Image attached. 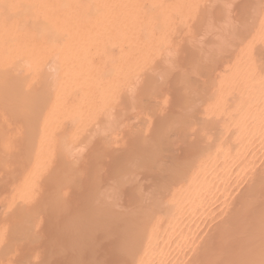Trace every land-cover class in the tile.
<instances>
[{
    "label": "bare ground",
    "instance_id": "1",
    "mask_svg": "<svg viewBox=\"0 0 264 264\" xmlns=\"http://www.w3.org/2000/svg\"><path fill=\"white\" fill-rule=\"evenodd\" d=\"M198 1L197 0H0V101H1L0 104L5 106V107H2V105H0V109L2 107V110H3L2 113L0 114V116L3 115L4 112L6 113V112L10 111L8 113L9 114L11 113L15 117L10 116L11 114L10 115L7 114V115H8V117L10 116V118H12V119L15 118L14 120L11 119L13 122L18 121L19 118H20V120H23L24 118L27 117L29 119L28 120L26 118L27 121H29V123H32V122H30L31 118H29V116L35 118V119H33L34 120V122L32 123L33 126H31L30 124H26V123H28L26 120H25V123H23V125L17 126V128L18 127L24 128L26 126L28 129L31 126L32 128L30 127V129H34V131L28 130L30 132V133L28 132V135L32 134V132H33V135L32 136L30 135L31 140L30 139L28 140V138L27 139L25 138V137H30V136H27V134L24 137L26 139V141L27 140H28V142L30 141L29 144H24L25 148L26 149H27V147L29 148V145H30V148H29V150H27V152L29 151L28 153H26V149L24 148L25 149L24 153H25V155L26 154L27 155L23 160V163L21 165V169L19 168L20 172L17 171L19 174L17 173L16 176L14 175V177H13V175H11V174H13V172H12L13 169L11 170V168H13V167H11L13 164H11V166L9 165L11 168L9 167L7 170V166H8V163L10 162V160H8L9 162L8 161L5 162L9 158L13 161V158H12L13 153H11L12 155L8 156L9 158L6 156L8 154V152H10V149H11V148H9V146L11 145L10 143L14 141V140H12V141L10 140V139H12L13 135L7 136V137L5 136L6 132L9 131L8 126L10 127V125H12V123H11V121H9V119H7L9 121L8 123H10V125L8 124V126H7L8 129L5 131H2L4 134L3 136L0 135V136H2V138L4 137L3 139H5V137L7 138V140L6 139L5 140L0 139L3 142V145H1L2 147L1 146L0 147L2 148V150L3 149H5V150L9 149V151L6 150L7 154H5V155H4L5 150H3V151L0 150L1 151L0 156H2L1 153L3 152L2 153L3 157H2V159L0 158L1 159L0 160V166L2 167V168L0 167L2 169L0 171V173L3 172V174H4V171H5L4 169H6L7 174H8V171H10V170L12 172L10 174L12 181L10 183L11 185H9L7 195L3 199L0 198V202H1V199L5 200L6 202L4 201V203H6V205H3L1 207H3V208L5 207L6 210H8L9 209L8 206H11L10 204L14 205L15 203L19 202L21 204V206L19 204H16L17 205L16 207L19 208L18 210H20L19 211L20 213H16L14 215H16L18 217V215L21 214L22 212L23 213L21 214V216L24 215L23 217L19 216V217H21L22 220L18 217V220L20 222H22L20 226H19V221H17L18 224L13 222L14 225L12 222H11L12 225L9 222V224L11 225L10 229H12V226H13V228H15L14 226L17 224L16 225L17 229H15V230L13 229L14 232L16 231V233H13V231L10 230L9 228H8L9 230H7V228L5 229L2 226V224L4 223L2 220V224L0 226H2L3 229H5L8 232L7 233L4 230L7 237H10V238H8L9 241H12L10 243H8L7 239L4 241V238L6 236H5V233H4L5 237L2 235L3 231H2V227H0V241H1L2 236H3L4 238H3V241H1V242H6L5 245H8V247L5 246L6 249L13 247L12 246V245H14L13 241L14 242L15 241L16 242L26 241V238H29V236L31 235V233L28 230V227L30 226V222H31L30 219H32V218H29L31 216V215H29V214H31V211H28L29 206L25 207L26 205H29V204L24 205V203L27 202V200L29 198H30L29 200H31V198H33V201H34V197L36 196L35 194L37 193V190H38V184H36L35 181H38V183H39L40 181H42L44 179V178L41 179V177H43V174L44 175L47 174L48 170H46V169H48V168L47 167L45 168V166H47L49 163V160H48V158L50 159L49 156L54 155V157L52 156V159H50V162L52 163L53 161H55V159H53V158H57L58 156L62 155V154H60L61 151H62V153L64 152L67 154V152L68 151L70 152V150H71V149L68 150L67 147L69 145L71 146V144H73V142L71 141L72 142L71 143L70 139L65 137L66 135L63 136V134L60 133V130L62 129L61 127L63 125H65L64 122L66 121L65 122L66 124H68V122H69V128L68 129L71 128L70 129L71 131L73 130V132H74L75 129H78L75 131V132L78 131L76 133V135H74L73 132H70L68 135V133L66 131L67 137H71V140H72V137L80 136L77 138L81 139V136L83 137L84 136L83 134L88 132L86 130L91 128L90 127L88 129H86L85 130L86 132L84 133L83 128L87 127L84 125H87L86 123H89V121H90V123L94 122V124H96L95 123L96 118L97 119L100 118L102 112H103V114L105 113L104 111H102L104 109L103 107H102L103 109L101 110V106H105L107 104L105 106V108L108 106L106 109L107 111L105 110L106 111L105 114H107V115L104 114L102 117L103 118L107 117L108 119L110 118L109 122L111 121L110 123H112V124H109L106 118H105L106 119V121H105V119L103 120V118L101 117V121L102 122L104 121L103 122L104 124L102 122H100L99 119H98L99 121L96 120L97 123L100 122L103 124V125L101 124V126L99 124H96V126H98V127L100 126L99 130H101L103 127L107 126L106 127L107 131L103 132L104 131L103 129H105V128H103L101 132H103L104 134L99 133L100 131L98 129H96L98 127H96L95 125H94L95 127H93V124H91L92 125L91 129H93L92 131H94V133H95V129H96V133L94 135L97 134L98 136H100V137H98V139L100 138V141H102L103 143H105L104 141H106V140L109 141V142L106 141V143L108 142L106 145L104 144V146H106L105 147V149H106L108 144L110 143V140L107 137H103L104 139L106 138V140H103L102 136L103 135L106 136V132H108V130H110L109 128H111V130H112V127L116 126V124H117L116 121H118V125H119V123L121 124L120 120H118V119L122 118L120 116H119L120 118L119 117L117 118L114 115V113L112 112L114 109L113 103H111L112 104L111 107L108 104V103H110L109 100H113V99H111L112 95H114L113 93L114 92L117 93L118 91H120L118 89H120V87H122V86L123 87L127 86V88H129V86H130V90H131V88L134 89V87H131V85L133 86V84L137 83V84H135V86H138V84H139L138 82H140V80H142L139 78L140 76H137V75H140V73L138 74V72L140 71V69L144 68L143 65L146 64V62L148 64L150 61L154 62L153 60H150L153 57H154L153 59L156 61H158V59L160 60V58H162V59L165 58L164 55H166L167 52H164L163 49L166 48V46H168L167 44H169L170 41H172L171 38L173 39L172 36H170V38H169V36H168L169 33H172L173 31L178 32L180 29H181L180 30L181 32L183 30L185 31L186 28L183 25L186 26V23L188 25V22H190L194 18V17L193 18H191V17L198 14L197 11H199V10L196 11L197 13L194 12L196 10V8L199 9L200 8L199 6H201V7L203 5L205 6V4L207 2H208L207 4H209V1H207L205 4H204V2L202 4V1H199L200 4H202V5H200V4L198 5L197 4ZM203 1H206V0H203ZM216 1L217 0L212 1V4L210 3L212 8L214 7L213 6L214 2H215V6H216V4H218V3H216ZM220 1L221 0H218V2H219L218 5L221 4ZM259 1L256 2V3H259V6L255 3V5H257L256 6L257 8H255V9H257V10L253 9L254 7L252 4V7L249 6L250 9L252 8L251 9L252 11H250L251 14H250V12L247 14L248 18L249 17L251 18V19L250 18L248 19L249 23L250 24H251V22L254 23L251 25L248 23L252 28H255L258 23H261L260 28L258 27L260 30L255 28L256 31H253V32H255V34H254L255 37L257 35L256 39L258 38L257 40L256 39L254 40V45H252V47H251L250 46L251 43L249 45L248 42H246V45L248 43V47L247 46L244 47L242 45L241 39H243V37L244 38L247 37V39L245 38L246 40L254 39V38H252L253 36L250 38V36L252 35L251 33H253V32H252V30H250L251 28L249 27V25L245 21H243V22H245L247 24V26L245 24V25H243L244 28H242L245 31L239 29V28L243 27V26H241V27L239 26L240 24L242 25V23H243L241 21L242 23H240L238 25V27H239L238 29H237V27L236 28L233 27L235 32H236L235 33L232 26H231V28L233 31L231 30V28H227L228 26L225 27V24L227 23L226 20H224L226 23H224L222 20H220L224 23V27L227 28L226 32L230 33V34L226 35V37L228 36V38H229V42L232 39L231 42H232V45L234 46L236 41H239V42L241 41L240 43L239 42L237 43V46L236 45L234 46V47H237L239 50L234 48V47H231V45H229L230 48H229V46H225L227 43L226 42L222 43L223 39H222V41H220L219 40L220 38L218 39L220 41V42H218L219 45H216L218 43L214 44V47L210 45V48L216 47L217 51H216V49H214L215 50V51H213L214 53L215 52H217L219 54L222 53L221 55L223 57L225 56V58L227 57L226 56L227 54L225 55V53H226L225 48L227 49L228 53H229V50L232 48H234V50L235 49L237 50V51H235V54H232L233 55L232 57L230 54L228 55L229 59H231V61L229 63H228V61L225 62V61L221 60L228 65H227V67H225V66L223 67L224 70L222 72L220 71V70H222L221 69L222 67L220 68V70L218 69L220 74H217L218 76L214 81H212L213 78H210L211 73L213 74L214 72L211 71V69H212L211 67L209 68V63H206L207 61L204 58L205 63L202 66L203 61L197 62V60L198 59L202 60L203 58H200L199 56H198L199 58L196 57L197 60L195 58V61H196L195 64L193 62H191V63H193L191 65L194 66L197 63V67L194 66L193 68L204 67L205 69L202 68V70L204 69V70L209 71V72L206 71L208 73V76H209V77H207V74H206V78L210 79L213 83L211 84V82L209 81L210 86H208L207 84H209V82L206 81L205 77L204 78L202 77V80L205 79V81L207 83H204L205 81L203 82L200 78V81H202V83L199 81L200 84L199 83H197V84H199L201 88H202V84L205 87L208 86L204 89L200 88V90H202V92L200 91L201 92L200 93L197 90V88L199 86L193 85L196 83L195 80L196 79L199 80V78L196 77L195 80L194 79L192 80L195 83H191L192 77H191V79L189 77L190 76L189 74H191V73H192L191 75L194 76V74H196L195 72L198 73L195 76H199L200 70L195 69V71H194V70H192L193 68H191V66L190 67L187 66L188 68H191V70L188 69L187 72L186 71L183 72L184 73L183 75H182V73H180V76H181L180 79L183 80L184 77H182V76L187 74V76L186 75L185 76L188 77L189 82L187 80H185L186 77L183 81H186V83L188 82L189 84L187 83L188 84V85L186 84L187 86H185V85L182 86L183 83H185V82H183V83L181 82L182 87L181 86L179 87L180 84L178 83L179 89H181L183 87L188 88V89L183 88L181 91L182 93H184L183 91H185L184 96L181 94V96L184 97L183 98L184 100L180 103L181 105H184V106H182L183 108L181 107V109L182 110L185 109V112H183V111H181V113L179 112L180 115L182 114L181 116L179 114H178L179 116L177 114H175L178 117L173 115L174 116L173 118H171V119L168 118V119H170V123L167 119L168 122L165 121L166 124H161L158 127L161 130L160 135L158 132L159 131L158 128L156 129V130H158L157 131L158 133H156V134L159 135V137L162 136V139H165V141L162 142V141H160L161 139L156 138L157 137L156 135H155V137H154V135L153 136L151 135L152 138L154 137L153 140H151V141H154V139L156 138L157 140L159 139L158 141H160L161 144L163 143L164 145H167L169 143L168 146L171 147V148L169 147V149L172 151L173 150L172 144L175 143V145H176V143L178 141H179L178 143H180V144L183 141H189L190 140L189 137L191 138L195 134V137L194 136L193 137L196 139H194L192 137V141L194 142V140H196V143H194L192 145L191 144L192 141H189L187 143L185 142V144H183L184 142L181 144V146L185 145L184 146L185 148L189 145V147L192 149L191 152H193V155L190 157V159L186 158L188 160L184 159L183 160L184 162L178 163V162H176L177 161L176 160L177 154H176L175 155V158H176L175 161H173L174 159L170 158V159H172V160H170L171 161L170 162L168 159H169V157H173V156L171 155L172 154L171 151H170V154L167 153V152H169L168 146H166V147L161 146V144L158 141H156V142H158V144L150 146V144L148 145V143H146L149 140H146V142H144L145 140L143 141V139H145V138H143V135L140 134L142 136V138L140 137L142 142L146 143V144H144L145 148L142 147V149H144V151H145V149H147V150H149V148L151 149V150H149L150 152H148L146 150L148 153L145 151L148 155H146V153L144 151H141L142 157H141V154H140V156H138L139 153H138V155H137V153L136 154L134 153V156H132L134 160L132 159V157H130L131 159L129 158L133 162L127 161L126 167L124 166V165H126L124 163L122 166L124 168H121L122 170L120 169L119 170L120 172L118 171L119 175L116 171L117 179L113 178L115 180H112V183L109 182L110 184H112L110 187L107 184V186H106L107 190L105 187H104L105 189H103L99 186L100 184H97L99 182V178H97V174H96V177L95 176L92 177L93 179L97 178L95 180H97L98 182L94 180L95 183H93V186L97 185L98 188L95 186L94 188H95L96 192L92 191L91 195H93V193H95L94 197H96L98 194L103 195V193H101V192L107 191L106 193L104 192L105 193L104 195L107 194V196H108L109 194H111L113 196H111L110 198L108 197V199H107L106 196L101 197V195H100V197H98L99 196L98 195L97 199L95 198L96 201H94L93 199H91L94 197H92V196L90 197L88 195L89 198L86 197V199H84L87 201L88 200L91 201V203H88V204L86 203L87 205H90V207L87 206V210L86 209L85 210L88 211V209L91 208L92 210L89 209L88 213L91 212L92 214H91V216L85 217L82 215L83 213L84 214L86 213V211L84 210V212L82 211L81 214L78 213L81 216L76 215V216L80 217V219L79 218L75 219L77 217H75V218L73 217L74 219L70 217V220L72 221V222L69 221V223L72 224L70 231H72V230L75 231V233H73V232L72 233L74 235H76L77 237L74 238L73 234H72L73 236L69 235V237L73 238V240H72V238H69V241L71 240L70 246L73 243L72 247L69 250H71L72 248L75 247L74 243L81 244V242L79 241V240H81V237L78 236L79 234H82L81 232L86 231L85 233L82 234V235L85 234V237H88L87 235L91 236L93 234H95L94 235V237H95L97 234H102V233L104 236L105 232L108 233V228L110 231V229H111L110 227L114 226L117 229V231H115L116 229L114 230L115 232H117V233L114 232L115 233L114 236L117 235V237H118V239L116 238L117 243H118L117 251L119 250L118 251L120 253L119 256L120 257L122 256L121 258L123 260L128 261V264H190V262H191V264H198V262L193 260L195 258H196V260L199 259V260H197V261H199V264H220L221 260H223L222 258L226 259V261L224 259L223 264H264V211L261 209V212H263V213L261 215H259L260 210L257 209V212L259 214L257 212H255L256 210L255 211L253 210V208H255L254 206L256 205V203H260V200H258V198L260 196V195H258V193H259L258 190H260L259 189L260 185L258 186L259 188L257 187V185H258V183L259 184L262 183V185L264 186V181L262 180V178H263L262 175H264V173L261 170L262 167L260 168L262 173L260 171L258 172V174L261 173L262 175L261 174L258 175L257 173H255L253 171L254 174L258 175V177L262 176V178L260 177L261 180L258 179V177L256 178V179L260 180L261 182L260 181L257 182V180L255 179V177L257 175H255V177H253L254 174L253 175L251 174L252 177H251V175H249L250 174L249 172L252 173L251 170H253L256 167L255 165L258 163V162H256V161H258L257 159L259 157H261L260 160H262V158L264 160V58H261L264 55L263 54L264 51H262V50H264V47H262L263 42H262V40H260V39H263V37H264V16H260V15H263L260 12L263 11L262 8L264 7V4H262L263 5L262 6L260 4L261 1L260 2ZM221 2H222V4L224 3L223 1H221ZM231 2H233V1H231ZM231 2H230V4H231ZM225 4H226V2L224 3V6H226ZM196 5H198V6L196 7ZM210 5L207 8H209ZM204 6L202 7V10L204 9ZM260 8H261V10L259 12L258 9H260ZM211 9L210 10L207 9V10L211 12ZM222 9H223L222 11H224V8H222ZM225 10H227V9H225ZM248 11H249V9H248ZM253 12H255L254 15H252ZM257 12L259 15L256 14ZM262 13H264V11ZM203 14H204V12H203ZM249 14H250V16H249ZM226 16H225L226 19L228 17H230V15L228 16L227 14H226ZM205 17H208V16H205ZM211 17H213V16H211ZM254 17H255V19H254ZM260 17H262V19H263V21L261 19L262 22H260V21L258 22ZM188 19L189 20L191 19V20L189 21ZM206 20L208 22V19H205V21ZM209 20H210V17H209ZM256 20L258 22L257 24L255 22ZM228 21H230V20H228ZM201 23H202V20H201ZM205 23L206 22H204V24ZM212 23L214 24V22H212ZM218 23H220V22H218ZM179 25H182L181 26L182 28H179L178 27ZM207 25H209V24H207ZM189 26H190V24H189ZM218 26H220V24ZM234 26H236V25H234ZM175 27H178L177 28L178 31L177 30L175 31V29H174ZM205 27H208V26L205 25ZM245 27L246 28L249 27L250 31L246 30ZM209 28H212L211 25ZM218 29H220V28H218ZM236 29L238 30V33H242V34L238 35ZM200 30H201V28H200ZM202 30H204V29L202 28ZM206 30L204 32L205 36H206V33L209 34L210 32H212L211 30H209L210 32L208 33ZM214 30H215V28L213 29V31ZM227 30H229V31H227ZM239 30H241V32H239ZM218 31L217 32L220 33V30H218ZM246 31H247V33H246ZM256 32H258V33L256 34ZM245 33L247 34V36L243 35ZM204 34H202V35L204 36ZM212 34H213V32H212ZM224 34H226L225 31H224ZM235 34H236V37L234 36ZM170 35H172V34H170ZM217 35H219L218 37H221L220 34H217ZM217 35H215V36L217 37ZM231 35L233 36L232 38H231ZM211 36L213 38L215 37L214 35H211ZM237 36H238V38L241 37V39L236 40L235 38H237ZM248 36H249V38H248ZM260 36H262V38H260ZM216 37H215V39H216ZM177 38H179V37H177ZM233 38H234V41L236 40L235 42L233 41ZM215 39H213V40H215ZM168 40H170V41H168ZM188 40H189L188 43L191 44L190 47H192L193 43H191L190 39H188ZM226 40H228V39H226ZM258 40H260L262 42V44L260 43V41L257 42ZM215 41L217 42V39ZM251 41H249V42H251ZM192 42H193V40H192ZM244 42H243V44H245ZM173 43H170V44H173ZM221 43L224 45L222 46ZM258 43H260V46H261V47L259 46V48H258ZM170 44H169V46H172ZM179 44H181V43H179ZM195 44L198 46L197 42H195ZM205 44L207 45V43H205ZM238 44L239 45L241 44L244 48L243 47L240 48L241 45L239 46ZM255 44H257V46H255ZM196 45H194L192 47L193 50H194V47L196 48V50L198 49ZM220 46L222 47V50H221ZM176 47H178V46H176ZM198 47H200V46H198ZM218 47H220V50ZM223 47H224V51H223ZM253 48L254 49L256 48L255 51L257 50L258 54H259V51H261V53L263 52L262 54L261 53L259 54V55H261V57L258 56L260 59L258 57H256V55H257L256 53L253 54V51H252ZM260 48H261V50H259ZM109 49L110 50L115 49L116 50L115 54H113L114 50L112 53H110ZM166 49H165V51H166ZM171 49L173 50V47L172 48L168 47V50H167V51H169L167 53L168 56L172 52ZM107 50H109V51H107ZM218 50L221 52H218ZM234 50H233V52H234ZM160 51H161V54H162V52H164V54L161 55L160 53H158ZM203 51H205V50H203ZM203 51L200 50L199 52L203 53ZM173 52H175V48H174ZM173 52L171 53L172 55L170 54L169 60H171V58L174 57ZM231 52L232 51H230V53ZM157 53L161 57L158 56L159 58H156ZM252 54L255 55V58ZM221 55L217 54V56H219V57H221ZM168 56H166V57L168 58ZM176 56H175V58H176ZM195 56H197V55H195ZM216 58L218 59V57H216ZM256 58H258L260 61H258ZM96 59H97V61H96ZM229 59L227 58V60H229ZM165 60L167 61L168 59L165 58ZM165 60H163V61L161 60V61L163 63H165ZM169 60L167 61V63H169ZM193 60H194V57H193ZM219 60L220 59H218V62H216L217 64H219ZM48 61L53 68L51 66H49V68L46 66L47 64H49ZM201 62H202V64H200L198 67V64ZM167 63L164 64L166 68H167V66H166ZM170 63H172V62H170ZM150 64H152V63H150ZM173 64H175L174 60H173ZM44 65L48 68L47 70H46ZM102 65H103V68H102ZM104 65H107V66H104ZM171 65L172 64H170V66ZM205 65H207V66H205ZM170 66L168 67L169 70H170V68L172 69V66L171 67ZM210 66H211V64H210ZM147 67H149V66L147 65ZM177 67H179V66H177ZM218 67H220V66H218ZM44 70H46V72L49 74L48 75L49 77L47 76L48 78L45 76V75H47V73ZM144 70H145V68H144ZM165 70H162V72H164L163 75L167 74L165 72ZM182 70H184V69H182ZM218 70L216 71V73L218 72ZM48 71L52 72L51 75ZM166 71H168V69ZM170 71H168V72L170 73ZM189 71H194V73L193 72L189 73ZM210 71H211V73H210ZM145 72L151 73L150 70L149 71L146 70ZM162 72L158 73L157 75L161 76ZM202 72H204V71H201V73H200L201 76L202 75L205 76L204 73H202ZM142 73H144V71ZM142 73H141V75H142ZM136 76L139 79L138 81L135 80ZM153 76L155 77L154 74H153ZM167 76L169 77V74ZM160 78H162V76ZM48 79H50V80H48ZM132 79H134L133 81L134 82L136 81V82L133 83L131 81ZM42 81L44 82L43 84H42ZM130 81L132 83H130ZM38 82H41V84L43 86L39 85L40 90L35 91V89H33V86H35V84ZM153 82H154V80H153ZM41 86H42V89H41ZM190 86H191V89H193L195 86L194 89H195V91H198L197 92L198 94H196L195 91H193L194 89L193 90L189 89ZM123 87H122L121 91L119 92L121 94H122ZM152 87L155 88L156 85L154 84V86H152ZM16 88H18V90ZM36 88H37V86H36ZM144 88H146V87H144ZM149 88H151V87H149ZM207 88H209V90ZM151 89L153 92L157 91L156 89H153V88H151ZM187 90H188V92L190 90H191V92L193 91L191 94L195 93L196 96L195 95L193 96V98L195 99V102H199V101H201L200 99H204L203 102L202 101L200 102V106L198 105V103L193 104L187 99V97L190 94L187 92ZM204 90L207 91L206 92L207 94H205L206 97H203L204 96L203 95L202 96L203 98H202L200 94H202ZM127 91H129V90H127ZM127 91L126 90L124 91L125 94L127 93ZM133 91H135V89ZM133 91L131 92L132 98L134 96ZM121 94L119 95L120 98L118 97L119 99L117 98L116 95H114L113 97L116 96V98H114V100L118 99L117 101H120L122 99ZM20 95L21 96L23 95V97L26 95V96H29V98L26 97V99H25V97H24L23 98L24 100H23V99H21L22 98L21 97L20 98L21 100L19 99L20 100L19 101L17 98H19ZM122 95H124V94H122ZM129 95H130V92H129ZM199 95H200V97H199ZM181 96H180V98H182ZM197 96L200 99L199 98L196 99ZM30 97H31V99H30ZM33 97L35 100L34 99L32 100ZM27 98L30 99V101L31 100L34 101V102L31 101V103H34V104L28 105V103H30V102L28 100V103H27ZM126 98L128 99V97H126ZM130 98H129V100L131 101ZM152 98H154L153 99L154 101H156V99H157V98L155 99L154 95H152ZM152 98H151V100H152ZM190 99H192V96ZM16 100H18V101L15 102ZM22 100L24 103H27V105L29 107L26 104H22L23 103ZM114 100L111 102H115ZM132 100H133V104H132V102H130L132 104V107H131L132 111L137 110L136 107L138 104H134V101H136V98H135V100L134 99H132ZM147 100L145 102L142 100L143 101L142 106L146 107V109L149 110L148 111L149 113H152V110L150 112V109H151L150 106H146L148 104V102H150L151 100L149 99L148 102H147ZM193 100H191V101H193ZM123 101H125V100H123ZM154 101L152 103L153 107L155 105ZM19 102H21L20 103L21 105L19 104L20 107L18 105ZM164 102L165 101L162 100L163 104H165ZM14 103L16 105H18L17 106L18 108L14 105ZM135 103H137V101ZM139 103H141V102L139 101ZM143 103L145 105H143ZM158 103H159V100L156 104L158 105ZM128 104H127V106H128ZM131 104H129V105H131ZM195 104H197V106H199V107H197ZM13 105L15 108L12 107ZM148 105H150V103ZM160 105L157 106L158 109H161ZM194 106H195V109H197V111H199L198 113L194 109ZM99 107H100V109H99ZM138 107H139L138 109H140L139 105H138ZM11 108L12 109L17 108L18 112H15L16 110H14V112L16 114H13V112H11L12 111ZM111 108H113V109H111ZM157 108H154V109L152 108V109H153V111L156 110L158 112ZM179 108H180V106H179ZM198 108H199V110H198ZM6 109H7V111H6ZM97 109L101 110L100 111L101 114L98 112ZM108 109L112 110L111 111L112 114L108 115V113H110V110H108ZM141 109H142V107H141ZM29 110H31V111H29ZM24 111L28 112L29 115L28 114L25 115V113H24V116H26V117L23 118L22 116H23ZM126 111H127L126 118H128L129 113L132 111H130V112H128V110H126ZM137 111H138L137 113H139L141 110L140 111L137 110ZM142 111H143V109H142ZM30 112L33 116L30 115ZM95 112H98V115H100V117L96 116V118L94 120L92 118H94V116L97 115V113H95ZM157 112H155V113L158 114ZM159 112H161V111L159 110ZM194 112H195V117L193 116ZM132 113L137 114V113H135V111ZM196 113L198 114L197 115L198 117H196ZM21 114H22V116H21L22 118L21 117L18 118V116H20ZM124 114L126 115V113H124ZM139 114H138V117L140 116L142 121L139 123L137 121H139L141 119L138 120V117H136L137 119L134 118V120H137L134 122L137 125V128L136 127L135 128H136V130L137 129L139 130L138 125L143 124V126H141V127H143L142 129L140 126L139 127H140L141 131L144 132L148 129L147 125L149 124L148 126H150V127H151V125H150V122H148L149 121L148 117H147L148 119L146 118L147 120L143 119L145 117V115L147 116V114H145L144 112H141V114L144 117L143 116L141 117V114L140 115ZM156 114H154L153 117H156L157 116ZM171 114H173V113H171ZM92 115H94V116H92ZM112 115L115 116L114 120H116V118H117V120L114 122V124H113V119H112L114 116H112ZM120 115H122V114H120ZM152 115L150 114L148 116H152ZM133 116L131 118H133ZM175 117L178 119L174 120ZM91 119H92V121H91ZM191 119H194L193 120L194 122ZM87 120H89V121L87 122ZM0 121H1V119H0ZM3 121L4 120H2L1 122H3ZM23 121H21V124ZM126 121L128 124L129 120L126 119ZM105 122H106V124H105ZM131 122H132V120H131ZM151 122H152V120H151ZM4 123H3V126L6 125V123H5V125H4ZM60 123H61V126L59 125ZM107 123H108V125H107ZM134 123H131L133 125H131V124L129 125L130 128L128 127L129 130L132 132L134 129H132L131 126L134 127ZM171 123H173V124H171ZM24 124H25V126H24ZM73 124L75 125V127L73 126ZM123 124H125V122ZM123 124H121L123 127L127 125V124L126 125H123ZM144 124L145 125L147 124L146 128L144 127ZM169 124H171L170 125L171 128L169 126H167V127L165 126V125H169ZM18 125H19V123H18ZM27 125H30V126L28 127ZM57 125H59V127L61 129H59V127ZM70 125H72V126L70 127ZM111 125H113V126H111ZM121 125H119V126H121ZM0 126H2V124ZM56 126L59 129L57 131L59 132V134H61V137L62 136H63V138L65 137L66 138L65 141H67V139H69L68 142L70 144L68 142H66V144L68 143V146H66V147H64V145H66V144L64 142H62L61 137H60L61 142L59 140H57L60 142L59 144H62V145L64 144L63 145L64 149L59 148L58 144L55 147H53L54 141H56V140L53 139L52 135L54 133L51 134V132L53 129L56 130ZM80 126H82V127H80ZM108 126H110V127L108 128ZM119 126H117V128L113 127L114 130H112V132L114 131L113 132L114 134L116 132L115 129L118 130ZM122 126L120 128H122ZM127 126H126V128H127ZM161 126H164L165 128L164 127L163 128L165 130L162 129ZM12 127H10V129H12ZM63 127H66V126H63ZM79 127L82 128V129H80V131L83 130L82 131L83 134L81 133V135L78 134L79 133ZM14 128H15V126H14ZM66 128H63V129L66 130ZM126 128L124 127L125 130H126ZM144 128L146 130H143ZM166 128H170L171 132L166 130ZM23 130L24 129H22V131ZM138 130L137 131L134 130V132H136L135 134H137ZM174 130L180 131L182 133V135L180 134V132L179 133L178 132L173 133L172 131H174ZM22 131H20V133ZM26 131H24V132L26 133ZM92 131H91V133L93 134ZM11 132H13V130H11ZM11 132H10V134H11ZM61 132H63V131H61ZM121 132H122V130H121ZM147 132H148V130L146 131V133ZM152 132H154V131H152ZM162 132H164V133L162 134ZM15 133H18V135H20L19 132L15 131ZM71 133H72V135H71ZM91 133H89V135H88V137H90V138L92 137L90 135ZM128 133L130 134V132H128ZM138 133H140V130ZM169 133H173L172 135L173 136L176 135V136L174 137L175 139L173 138V140H172V135L170 134L171 137H169V141L167 142L168 139L166 140L165 136L169 135ZM192 133H193V135H192ZM116 134H117V132H116ZM135 134H134V136H135ZM177 134H178V136H177ZM18 135H16V136H18ZM54 135L56 136V134H54ZM94 135H93V138L91 140H93L94 138L97 137V135H96V137ZM112 135L113 134H111V138L113 137ZM124 135H125V133H124ZM180 135L182 137L184 135V138L182 139V137ZM189 135H191V136H189ZM59 136H56V137L58 139H60ZM86 136H87V134H86ZM107 136H109V138H110V135L107 134ZM116 136L114 135L113 138H115ZM127 136H129V135H127ZM131 136L134 137L133 135H131ZM147 136H149V135H147ZM88 137L86 140V142L87 141L88 142L87 143H81L82 144L81 147L79 144L75 145L76 144L75 142L78 141V139L76 138L77 139L76 140L73 138L74 143H75L74 146H76V147L79 146V148H77V149H79V153L83 147V144L84 145L88 144V143L91 144V141H89L90 138L88 139ZM144 137H145V135H144ZM178 137H181V138L178 139ZM187 137H188V140L185 139ZM84 138H85V136H84ZM84 138H82V139H84ZM137 138L140 139L139 135L137 137L135 136L134 139H137ZM148 138L149 137H146V139H148ZM19 139H20V137H19ZM116 139H117V137L114 139V141ZM138 139L136 141H139ZM176 139H178V140H176ZM8 140H10L11 142ZM141 140H140V142H141ZM1 141H0V143H2ZM4 141H5V143H4ZM26 141H24V142H26ZM111 141H113V140H111ZM15 142H16V139H15ZM15 142H13L12 144L14 145ZM116 142H119V141L114 142L115 146L118 145V143L116 145ZM142 142L139 143V147L141 146V144L143 146ZM56 143H58V142H56ZM114 143L110 144L111 146H108L109 150L112 149V146L114 147ZM189 143L191 144V146ZM13 145H11L10 147H13ZM145 145H147V147ZM85 146L90 147V145H85ZM119 146H122V145L120 144ZM193 146H194V148H192ZM189 147H187V149H189ZM13 148L15 149V145ZM13 148H12V150H13ZM71 148H72V150L76 149L75 147H71ZM164 148L165 149L167 148L168 151L167 150L164 151ZM175 148H177V147L175 146ZM181 148L183 149V147H181ZM55 149L57 150L56 151L57 153L60 149V151H59L60 153H58L60 155H57V153H55V151H54ZM114 149H115V147L113 148V150ZM194 149H195V152L193 151ZM51 150L54 152H53V154L49 155V153H52ZM118 150H120V149H118ZM20 151H22V150H20ZM163 151H164L165 155L167 154L166 156H168V154L171 156L166 158V156L163 155ZM107 152H110V151H107ZM174 152L175 151H173V155H174ZM75 153H74V155H75ZM117 153L118 152H116L115 154H117ZM143 153H145L146 157H143L144 156ZM161 153H162V155H161ZM20 154L22 155V153H20ZM71 154H69V155H71ZM128 154H130V153H128ZM69 155L67 154V159H69L68 158ZM76 155L78 156V153ZM99 155L98 154L96 155V158H95V160L97 159L96 162H99V159H100ZM130 155H132V154H130ZM4 156L7 158L4 159L5 158ZM135 156L137 157L138 160H135L136 159ZM160 156H161L162 160L167 159V160H165L166 163L164 162V160L162 161L160 159ZM62 157L64 158V154H63V156H61V160H62ZM127 157H129V156H127ZM15 158H14V160H15ZM65 158L62 160V161L65 160L64 162H62L61 160L60 161L62 163H65L67 160ZM70 158H72V160L70 162H73L74 164L77 163V162L75 163V160H73L74 157H70ZM3 159H4V161H3ZM58 159H59V157H58ZM74 159H76V161H79L76 157ZM51 160H53V161H51ZM60 161H59V163H61ZM67 161L69 162V160H67ZM80 161L78 163H80ZM178 161H181V160H178ZM96 162L94 163L95 165L97 164ZM167 162L169 163V165H171V166L173 165L174 168H172V167L168 168ZM54 163H52L50 169H52ZM172 163H174V164H172ZM259 163L261 164V162H259ZM74 164L69 163V165H68V163H67L66 165H68V166H64L63 164H60V166L63 165L62 168H64V167L69 168L70 165L72 167V165H74ZM263 164H264V162H263ZM48 166H50V165H48ZM60 166H58V167L62 170V168ZM73 167H75V165ZM73 167H72V170L75 169ZM145 167L147 169H143ZM15 168H16V166H15ZM44 168H45V170H44ZM96 168H97L96 171H99L98 166L95 167V169ZM137 168H138V170H137ZM141 168H142V171L145 170L147 172L149 169H151V173H150V171L148 172V174H152L151 176L156 175L158 177V175L156 173L157 172L162 173L163 174L162 176L160 174L159 175L165 179V180L163 179V181H158V180H162L161 178H159L160 176L158 178H156V176L154 178V176H153V178L155 180L158 179L157 180L158 183H157V182H155V180L153 178H152V181H150L151 177L149 178L150 179L149 182H151L149 185H151V184L154 185L153 182H155L157 184L155 185L154 190L151 189L154 186L152 187V186L148 185L146 187L145 185H147V184H145L144 185L145 186L144 191L146 190V192L148 193L149 190L147 191V188L149 187L148 189H151V192H152V190L153 191H155V190L159 191V195L162 194V196H159L153 192V194L157 195V196L153 195V196H150L151 197L150 198L148 196L151 192H149L147 197L150 198V200H149L150 202L148 205H146V207H143V208H141L142 207L141 204L144 200L143 199H142L143 201L142 200L139 201V200L142 198V196H146L145 195L146 193L145 192L142 193V195L140 197L139 196L140 193L138 192L139 191L138 188L141 186V184L143 182H141L139 180L141 182V184L139 183L140 186H137L138 188H134V187H136L135 184H138V182L136 181V180H138V179H136L138 176H136V174H138V172L141 171L140 170ZM69 169L71 170V168H69ZM69 169L67 170V168H65V170L67 172L66 171L64 172V170H62V172H64L65 174L68 173V175L67 174L64 175V173H62V172L61 173L63 175L59 174V172L61 170L58 169V172H57L56 171L57 169H55L54 171H56V172L52 171V172H50L49 176L48 175H46V176L49 177V179H51L50 178V176L52 175L51 173H53L52 178H54L53 177L54 175L57 176V174L61 175L62 177L65 176V178H63V180H62L61 176H57V177H61V181H63V182H61V183H63V184H61V187H62V185L66 186L65 182H64L65 180L68 181V179L72 178L73 183L70 182V184H72V186H75L77 183L79 184L80 182H78L76 178H75L76 181L74 182L73 176H75L76 174L73 173L74 175L72 176L71 175L72 170L69 171ZM77 169L79 170V167L76 168V170H75L76 173L78 171ZM42 170H44V171H42ZM45 171H47V172H45ZM68 171L71 173H69ZM135 171H137V172H135ZM257 171H258V169H257ZM147 172L145 175H147ZM39 173H42L41 174L42 176H39ZM120 173H122V175H120ZM131 173H133V175L136 173L134 175L136 177L134 178L131 175ZM164 173H166V174L164 175ZM78 174H80V173H77V175ZM139 174H141V173H139ZM10 175H9V178H10ZM80 175H79V177H80ZM142 175H144V174H142ZM66 176L67 177L69 176L68 179ZM98 176H99V174H98ZM47 177H45V178H47ZM131 177L134 178L135 180L132 181ZM7 178H8V176H7ZM77 178H78V176H77ZM39 179H41V180H39ZM49 179L48 178L44 179V180H46V181H44V183L50 182ZM93 179H92V181H93ZM8 180L7 179L2 180L3 182L1 181L0 185L2 183H4L5 181H8ZM78 180H79V178H78ZM56 182H58V181H56ZM127 182L128 183L131 182V184H133L134 187H130V189L131 188L133 189L132 192L137 191L136 195L139 194L137 196H138V198L139 197L140 198L138 199L134 195V199L136 198V200L134 202V207H137V205H135V203L137 201H138L137 204L139 203L138 207L134 208V210H131V207H129L130 209L128 208L127 210H131V211L126 212V210H124V212L122 213L123 207L120 206V208H118V206L120 204H118L117 201H119L118 199H120V196L123 193L122 191L124 190V189H122V190H119V189L123 188L124 183L127 185ZM135 182H137V183H135ZM5 183H7V182H5ZM5 183H4V185H5ZM50 183H53V186H55V182L54 181L52 182V179H51ZM58 183L57 184L60 185V181ZM34 184H35V187H37L35 189L36 191L33 190ZM67 184L69 185V181ZM7 185H8V183H7ZM128 185L130 186V184H128ZM70 186H68V187H70ZM263 186H261V187H263ZM58 187L56 188V190H59V191L55 192L56 190L55 191L53 190V192H55V194L57 193L59 195L60 189L62 190L64 188L63 187L58 188ZM78 187H79V185H78ZM119 187H121V188H119ZM142 187H140V188H142ZM96 188H97V190L100 188L101 192H98L99 190L97 191ZM127 188H128V186H126V191H127ZM256 188H258V189L256 190ZM76 189L77 188H75V190ZM108 189L112 190V192L109 193L110 190H108ZM262 189H264V188H262ZM32 190L35 193L32 192ZM97 192H98V194H97ZM120 192H122V193H120ZM140 192H142V191H140ZM119 193H120V196H118ZM55 194L53 193V195H55ZM60 194L63 195V193H60ZM46 195L48 196V194H46ZM53 195H51V196H53ZM115 195L117 196V198H114V197H116ZM31 196H34V197H31ZM1 197H2V195H1ZM53 197H50V201L53 204L50 201H48V200L47 201L50 202L53 207H55L54 204L56 205V202H58V205L56 206L58 208V206L61 205V204H59V201H61V200H58L55 198L56 201H55V199L53 201L52 200ZM61 197H60V199H61ZM112 197L115 200L112 199ZM147 197H144V199ZM36 198H38V197H36ZM101 198H102V200H101ZM109 199H110V201H109ZM62 201H63V205H65L63 199H62ZM133 201L134 200H132V203H133ZM37 202H39V201H37ZM2 203H3V201H2ZM2 203H1V205H2ZM39 203H41V202H39ZM119 203H120V201H119ZM143 203L146 204L145 201ZM46 204L48 205L47 202H46ZM144 204H143V206H145ZM18 205H19V207H18ZM22 205H24V206H22ZM39 205H41V206L37 205L38 207L36 206L34 209V210L37 209V215H38L39 208L44 206V204H43V206H42V204H39ZM63 205L61 207H63ZM139 205H140V207H139ZM261 205L264 206V202H262ZM66 206H68V205H66ZM16 207L14 206L13 207L14 210L12 209L14 211V213L17 211ZM20 207H22V208L25 207L26 209L21 211L22 208H20ZM11 208H12V206H11ZM57 208H56V210H57ZM93 208L98 209L99 212H97L98 213L97 216H96V214H93V211L96 213V210H94ZM119 209H121V210H119ZM244 209H245V211H244ZM246 209H248V210L251 209L252 212H255L256 215L255 214L252 215L253 216V223H252V221H249L248 219H246V216L243 217L242 213H244V215H245ZM6 210L4 209L2 211H4V213H5ZM25 210H27V211H25ZM31 210H33V209L31 208ZM34 210H33L32 215L37 216L36 213L34 212ZM59 210H62V209L59 208ZM64 210H66V209L64 208ZM248 210H247L246 214L249 215L248 212H250V213H252V212H251V210H249V211ZM2 211H0L1 215L4 214V213H2ZM43 211H44V207H43ZM51 211H53V210H51ZM26 212H28L29 214ZM10 213L12 214L13 212L11 211V212H9V214ZM25 213L27 214L28 218L26 217ZM52 213L53 212H51V214ZM58 213H59V211L57 212V214ZM7 214H8V212H7ZM7 214H5V216ZM44 214H46V213H44ZM48 214H49V209H48ZM86 215H89V214H86ZM94 215L99 219V221H98V219L95 218ZM82 216L85 218H82ZM252 216L250 219H252ZM32 217H34V216H32ZM92 217L94 218V220H92L93 219ZM216 217L218 218V220L220 219V224L218 223L219 221L216 223V225L218 224L217 227L218 226L220 227L219 228L220 232H218L219 229L217 230V228H212L214 226L216 227L215 224L213 226V222L215 223L214 220ZM13 218H15V217H13ZM34 218L35 219L34 220L32 219V220L34 222L36 221L35 225L37 226V222H38L37 218H39V216L34 217ZM67 218H69V217H67ZM2 219H3V217H2ZM23 219H25V220H23ZM26 219H29V220H26ZM56 219H57V217H56ZM95 219L97 221H95ZM73 220H78V221L76 223ZM85 221H86V223H85ZM93 221H95V222L93 223ZM66 222L68 224V221H66ZM74 222L77 224V225H75V227H73V224H75ZM78 222H80V224ZM95 223L98 227H99V224L103 225V227H102L103 229L98 228L97 226L95 227L94 226ZM28 224H29V226H28ZM78 224L80 226L81 225H83V226L79 227ZM88 224H90V225H88ZM248 224L253 225L252 228L254 229V232H252V231L250 232L253 234V235L251 234V236H253L252 238H249L250 233L246 231V229H248V231L253 230V229H251V227ZM245 225H246V229L244 231L243 227ZM5 226H6V224H5ZM33 226L31 224L30 228L31 229H33L34 227L36 228V226H34V227ZM68 226H69V224H68ZM87 226H88V229H87ZM247 226H249L250 228L249 227L247 228ZM93 227L98 228L100 231L101 230L102 231L99 233V231L97 230V232H96V229ZM78 228L80 229V231L78 230ZM82 228H84L83 229L84 231L82 230ZM18 229H19V231H17ZM65 229H66V227H65ZM93 229H94V231L92 234L91 230H93ZM210 229L212 231H210ZM77 230L80 233L76 232ZM104 230H105V232H103ZM216 230H217V232H216ZM87 231H89V234ZM213 231H214V233L211 235V232H213ZM27 232H29L30 235H28ZM31 232H34V231L32 230ZM111 232L113 233L112 229H111L110 233H108V235L111 234L112 236L109 235V237L107 239L110 238L111 240H113L115 237L111 238V237H113V234ZM9 233H11V234H9ZM58 233H56V234H58ZM200 233H201V235H199ZM202 233H203V237L201 238L200 236H202ZM216 233L217 234L219 233L220 235L219 234L217 235ZM243 233H245L246 235L244 236ZM247 233H249V234H247ZM14 234H15V236L18 235L19 237H15ZM19 234H22L23 236L19 235ZM207 234H208V236L210 234V236L212 238L214 237L213 235H215L217 238L220 236L218 241L221 245L220 244H218V245L221 246L222 249H223L222 246L226 247V245H231V244L233 245V247L232 246L229 247V253L228 254H226L225 252H220L217 254V257L213 256L214 255V253H213L214 249H212V251H209L210 254L206 250L208 248L207 245H209V244H207V242L209 241ZM11 235L13 237L12 240H11ZM33 236H34V234H33ZM206 236H207L208 240H207ZM61 237L63 238V235ZM78 237H79V239H77ZM94 237L92 238V236H91L92 241H93ZM216 237H214L215 241L213 240L214 238L213 239L211 238L212 240L211 239L210 240L212 242L209 241V243L210 244L213 242L216 243ZM17 238H19L18 241L16 240ZM34 238L35 237L29 238L27 242H29L31 239L33 240ZM204 238L207 241L204 240ZM20 239H22V240H20ZM76 239L78 240V242L76 241ZM87 239L89 240L90 238L88 237ZM32 240L30 241V243L32 242ZM83 240H84V238H83ZM252 240H254V241H252ZM236 242L239 243V246H236V244H235ZM93 243L94 242H92V244L91 243L90 244L94 245L93 248H95L97 245L95 246V244H93ZM215 243H214V245L217 246V244H215ZM10 244H12V245L10 246ZM77 244H76V246H77ZM85 244H88V243L85 242ZM49 245H51V244H49ZM211 245L209 247L213 248V246H211ZM2 246H3V244H2ZM2 246L0 245V248H1L0 249V256L2 257V258L0 257V259H2L0 261V264H10L8 261H12V259L10 260V258H9V259H7L8 261H6V260H4V258L7 255H8L7 257H9V255L11 253H14L15 251L12 252L13 248H11V252L9 249L8 251H6L7 253H5V251L2 250ZM84 246L85 245H83V247ZM5 247H3V249H5ZM60 249H61L60 254L58 253L59 250L57 251V254H59V255L65 254L64 253L65 251H63L64 248L63 249L60 248ZM74 249H79V248L77 247ZM87 249H89V248H87ZM210 249L208 248V250H210ZM254 249H256V250H254ZM79 251L82 252V250H80V249H79ZM115 251H116V249H115ZM219 251H220V249H219ZM3 252H4L5 257H3L4 255H1ZM8 252L10 254H8ZM201 252H202V254L203 253H205V254L202 255ZM211 252L213 254H211ZM71 253H73L72 250H71ZM195 253H197V255L200 254L199 258H197ZM78 254H77V257L79 256ZM194 254L196 257H194ZM43 255H45V254H43ZM72 255H74V254H72ZM72 255H70V256L72 257ZM56 256H58V255H56ZM30 257H32V260H33L35 255H34V257H33V255ZM191 257H192V259L188 263V259ZM62 258H63V256H62ZM74 258H75V255H74ZM65 259H66V256H65ZM30 260H29V262H30ZM36 260L37 259H35V261ZM73 260H75L74 261L75 263L72 262L73 264H77L76 261L77 262L82 261V260L79 261V259L78 260L73 259ZM123 260H122V262H123ZM192 260L195 263H192ZM29 262H28V264H31ZM82 262H80V263H82ZM25 263H27V262H25ZM90 263L91 262H89V264ZM101 263H103V262H101ZM20 264H24V262L22 263V261H21ZM123 264H125V263H123Z\"/></svg>",
    "mask_w": 264,
    "mask_h": 264
},
{
    "label": "rangeland",
    "instance_id": "2",
    "mask_svg": "<svg viewBox=\"0 0 264 264\" xmlns=\"http://www.w3.org/2000/svg\"><path fill=\"white\" fill-rule=\"evenodd\" d=\"M197 1H198V0H197ZM199 1H202V4H203V2H204V4H205L207 1H209V4H207V3H208V2H207V3H206L207 5H206V4H205V6L203 5V6H204V9H205L206 11H205L204 9L202 10V7H203V6H202V7L199 6V7H200V8L198 7L199 9L196 8V7L200 4ZM199 1H198L199 3L197 2L198 5H196V7H195L196 10H195V11L193 10L194 12H196L197 10H199V11H197L198 14H196L195 16H192L191 18H193V17H194V18H193L192 20L190 19L191 21L188 19L190 22H188V25H187V23H186V26H187V27H186L185 25L182 24V25L186 28L185 31L183 30V31L181 32V31H180L181 29L178 31V29H177L178 27H179V28H182V27H181L182 25H179L178 27H175V28H174L175 31L177 30L178 32H174V31H173L172 33H169V35H168L169 38H170V36L173 37V39L171 38L172 41H170V40H168V41H170V43H173V42H174V43H173V44H170V43H169V44L172 45V46H169V44H167V45H168V46H166L167 49L164 48L163 51L168 53V52H169V51H167V50H168V47H169V48H170V47H171V48L173 47V50H172V49H171V50H172V52H173V51H174V48H175V52H173V53H174V54L176 53L175 55L173 54L174 57H172L171 60H169V59H170L169 56H170V54L172 53L171 51H170L171 53L169 54V56L167 55V53H166V55H164V57H165L166 59L169 60V63L172 62V63H170V64H172V65H171V66H172V69L170 68L171 71H170L169 68H168V67L170 66V64L167 63L168 60L166 61L165 58H163V59L160 58V60L158 59V61H156V60L153 59V58H154V57H153V58H151L150 60H153L154 62H151V61H150L149 64L146 62V64H147L149 67H147V65L144 64L143 66H144L145 70H144V68H143V69H140L141 72H140V71L138 72V74L140 73V75H137V76H140L139 78L142 79V80H140V82H138V83H139L138 86H135V84H137V83H135V82L139 80L137 76H136V78L134 77L135 80H136L135 82L133 81L134 79L131 80L133 83H135V84H133V86L131 85V87H134L135 91H133L134 89H132V88H131V90H130V86H129V85H128L129 88H127V86H124L125 88L122 86V87H123L122 94H124L125 96L122 95L121 93H119V92L121 91V89H122V87H120V89H118V90H120V91L117 92L118 94H117L116 92H114L113 94H114V95L117 94V95H116L117 98H118V97L120 98L119 95L121 94V98H122V99H121L120 101H117L119 98H118L117 100H114V98H116V96L113 97L114 95H112L111 99H113L115 102H111V101H113V100H109V102H110V103H108L109 106L111 107V106H112L111 103H113V107H114L115 110H114L113 108H111V109H113V111H112L111 109H108V110H110V113H108V115L112 114V112H113L114 115H115L117 118H118L119 116L122 117V118L119 117L120 119H118V120H120L121 124H123V123L125 122V124H123V125H126V124H127L126 119L129 120V121H128V124H127L128 126L126 125L127 128H126V126H124V127L126 128V130H125L124 127L119 123V125L122 126V128H120L121 126H119V125H118V121H116L117 118H116V120H114L115 116L112 115V116H114V117L112 118V119H113V124H114L115 121L117 122V124H116V126H113V125H111V126H113L114 128H117V126H119V127H118V128H119V129H118L119 131H118L117 129H115V131L117 132V134H116V132H115V134H114V133H113L114 131L112 132V130H114L113 127H112V130H111V128H109L110 126H108V128H109L110 130H108V132H106V136H105V135L102 136V138H103V137H107V138L110 140V143L108 144V146H111L110 144H113L115 141H119V142H116V145H117V143H118V145H117L118 147L115 146V143H114V147H115L114 150H113V148H114L113 146H112V149H110V150H109V148H108V146H107L108 149L106 148V149H107V150H106V149H105L106 146H104V144L106 145L109 141L106 140V138H105V139L103 138V140L108 141L107 143H106V141H104L105 143H103L102 141H100V138L98 139V137H100V136H98V135L96 134V135H97V137H96V135H94V134L96 133V129L99 130L101 124L104 122V121H103V122L101 121V117H102V116L106 113V111H107L106 109H107L108 106L105 108V106H106L107 104H106L105 106H101V110L104 108V109L102 110V111L105 112L104 114H103V112H102V114H101V112H100L101 110H98V109H97L98 112L101 114V117H100V115H98V112H95V113H97V115H95V116L92 115V116H94V118L91 117V118L94 119V120H95L96 116L100 117V118H98V119H99L100 122H102V123H100V122L97 123V122H96V120H98L97 118H96V120H95V123L100 125L99 127L96 126V124H94V122L90 123L89 120H87V122L89 121V123H86V122H85L87 125H84L85 123L83 124L84 126H87L86 128H83L84 131H83V130L80 131V129H82V128H80V127H82V126L79 127V133H78L79 135H81L82 131H83L84 133H85L86 131H88V132H86L85 134L82 133V134L85 136V138H84V136H83V137L81 136V139H78L77 137H80V136H77V137L74 136V137H72V140H71V137H67L66 131H67L68 135H69L70 132H73V130H72V131L70 130L71 128L68 129V128H69V122H68V124H66V123H65L66 121H65V122H64L65 125L62 124L63 126H66V127L68 126L67 128L62 126V127H61L62 129H61V128L59 127V125L61 126V123H60L59 125H57V126L59 127V129H61V130H60V133L63 134V136L66 135L65 137H66V138H69V139H70V142H71V141L73 142V144H71V146L69 145L70 147L68 146V143H69L68 140H69V139H67V141H65L66 138H65V137L63 138V136L61 137V134H59V132L57 131V130H59V129L57 128V126H56V130H54V129L52 130L51 134L54 133V134H56V136H59V135H60L59 138H60V137L62 138V142H64L65 144H66V142H68L66 145L63 144L64 147L68 146V147H67L68 150L71 149L70 152H71L72 154H71L69 151H68L69 153L67 152L68 155L71 154V155L68 156L69 159H67V154H66V153H64V152L62 153V151H61V153H60V152H59L60 149H59V151H58V153L62 154L61 156H63V154H64V158L66 157L65 159L69 160V162L66 160L65 163H66V164L68 163V165H69V163H70V164H71V163L74 164L73 162H70V161L72 160V158H70V157H74V158L76 157L79 161L81 160L80 163H78L79 161H76V159L73 158V160H75V163L77 162L76 164H74L75 167H73L74 165H72V167L75 168V169L72 170L71 165H70V167H69V168H71V170H72V174H71V175L73 176L74 174H76V175H75L76 177L73 176V179H74V182L76 181V179H77L78 182H80L79 184L77 183V184L79 185L80 188L78 187L77 184H76L77 186H76L75 184H74L75 186H72V184H70V182H72V178L68 179L69 176H68V177L66 176L67 179H68V181H69V185L67 184L68 181L64 179V180H65V181H64V182H65V185H66L67 187L62 185V187H63L64 189H62V190L60 189V193H63V195H64V194H65V195L63 196V195L60 194V193H59V195H58L57 193L55 194V192L59 191V190H56V188H57L58 186L61 187V184H63V183H61V182H63V181H61V177H62V176L57 174V176H61V177H57L56 175H54V176H53L54 178H52L53 173H51L52 175L50 176V178L52 179V182H53V181L55 182V186H53V183H50V182H51V179H49V177H47L46 175L49 176V175H50V172L54 171L55 169H57V170H56L57 172H58V169L61 170V169L58 167V166H60V164H63L64 166H68V165H66L65 163H62V162L65 161V160L62 161V160L64 159L63 157H62V160H61V156H58L59 159H58V157L56 156L57 158H53V159H55V161L51 160V161H53L52 163H54V162H55V163H54L52 169H50V168H51V165H52V163L50 162V159H52V156L54 157V155H51V156H49V155H50V154H53L54 151H55V153H57V152H56V151H57L56 149H55L54 151L51 150L52 153H49V155H48V156L50 157V159L48 158V160H49L48 165H50V166H48V165L45 166V168H46V167L48 168V169H46V170H48V172L45 171V172H47V174H46V175L43 174V177H41V179H42V178H44V179H47V178H48V179L50 180V182L44 183V181H46V180H44V179H43L42 181H40L39 183H38V181H35V183L38 184V190H37V193L35 194V195H36L35 197H34V196H31V197H34V201H33V198H31V200H32L33 202H32L31 200H29V199H30V198H29V199H28L29 201L27 200V202L24 203V205L29 204V205H26V206H25V207H28V206H29V210H28V209H27V210H28V211H31V214H29L28 212H26V213H28L29 215H31L29 218H32V219L34 220V219H35L34 217H38V216H39V218H37V219H38L37 226L35 225V222H36V221L34 222L32 219H30V221H31L32 223L29 221V222H30V226H31V224H32V226L34 225V226H36V228L33 226L34 228L31 229L30 226H29V224H28V226H29V227H28V230H29V232L31 233V235H30L29 232H27V233H28V235H30L31 237H35V238H34L33 240L31 239V240H32V242H31L32 244L30 243L31 240H30L29 242H27L28 239L31 238L30 236H29V238H26V241H18L19 238H17L16 240H17L18 242L15 241L17 244H16L14 241H13L14 245H12L13 243L10 244V246H11V245L13 246V247H11V248H13L12 252H14V251H15V252H14V253H11V254L8 252V254H10L9 257H7V256H8L7 254H6L7 256L5 257L4 252L1 254V255H4V256H3V257H5L4 260L8 261L7 259H9V258H10V260L12 259V261H8L10 264H20L21 261H22V263L24 262V264H28V262H29L30 259H31V260H30L29 263H31V264H33V263H34V264H37V263H38V264H73L72 262L75 261V260H73V259H77V260L79 259V261L82 260L84 263H83L82 261H80V262H82L83 264H89V262H91L92 264H123V263L128 264V261L123 260V259L121 258L122 256H121V257L119 256V254H120V253L118 252L119 250L117 251V249H118V243H117L116 238L118 239V237H117V235L114 236L115 233H117V232H115V231H117V229H116V227H114V226H113V227H110V228L113 230V233L111 232V233L113 234V237H111L112 235L109 234V235H111V236H110L111 238H114V237H115V238L113 239L114 241L111 240L110 238L107 239V238L109 237L108 233H110V231H111V229H110V231H109V228H108V227H107V228H108V233H106L105 230L103 231V232H105V235H104V236H103V233H102V234H97V235L94 237V235H95V234H93L94 229L91 230V231H92L91 233L93 234V235H91V236H92V238L94 237L93 241H92L90 235H87V236L90 238L89 240L87 239L88 237H85V234L82 235L83 233L86 232V231L83 230L84 228H82V230H83L84 232H81L82 234H79V235H78V236L81 237V240H79V241L81 242V244L74 243V244H75V245H74V246H75L74 248H77V247H78L80 250H82V252H80L79 249H74V248H72L71 250H72L73 253H71V250H69V249L72 247L73 243H72L71 246H70V243H71L70 241H71V240L69 241V238H72V237H69V235L71 236L73 233H75V231H73V230L70 231V230H71V226H72V224L69 223V221L72 222V221L70 220V217H71V218H73V217H74V218L77 217V218H75V219H78V218L80 219V217H78V216H76V215H79L78 213L81 214L82 211L84 212L85 209L87 210V206L90 207V205H87V204H88V203H91V201H89V200L87 201V200H84V199H86V197L89 198L88 195H89L90 197H91V196L94 197V194H95V193H93V195H91V194H92V191H95V188H94L95 186L98 188L97 185H94V186H93V183H95V181H97V180H95V179L99 178V182L97 181L98 183H97V182H96V183H97V184H100L99 186H100L101 188H103V189L106 188V190H107V187H106L107 184H108L109 187L112 185V184H110V183H112V180L117 179L116 176H117V173H118V175H119V172H120L119 170H120L121 168H124V167H122L123 164L125 163L126 165H124V166L126 167V166H127V161H132V160H130V159H131L130 157L134 156V153H135V154L137 153V155H138V153H139L138 156H140V154H141V157H142V153H141V151H144V149H142V147L145 148V147H144V144L148 143V145L150 144V146H152V145L158 144V142L160 143V141H162V142L165 141V139H162V136L159 137V135H160V133H161V130H160V128H158V127H159L161 124H166L165 121H166V122L169 121V123H170V119L173 118L174 116H176L175 114H177V115L179 114V115H180L181 111L185 112V109H183V110L181 109V107L184 106V105H181V104H180V103L184 100V99H183V98H184L183 96H184L185 91H183L184 93H182L181 91H182V89L185 88V87H183V88H181V89H179V87L182 85L183 82H185V83H183L182 86H184V85L187 86V85L189 84V83H188V82H189V79H188V77H186L187 74H185L186 76H185V75L182 76V77H184V79H185V77H186L185 80L188 81V82H187L188 84H187L186 81H183L184 79H183V80L180 79V77H181V76H180V73H182V75H183V74H184L183 72H185V71L187 72L188 69L191 70V68H193L194 66L197 67V63H196V65H194V66L191 65V64H193V63L195 64V62H196V61H195V58H196V57H197V58H199V57H200V58H203L202 60H201V59H198V60H197V58H196L197 62H198V61H203V64H202V62L199 63V64H198V67H199L200 64H202V66H203L204 63H205V61H204V58H205V60L207 61L206 63H209V68L211 67V68H212L211 71L214 72V73L212 74L211 71H210V73H211L210 78H213L212 81H214V80L217 78V76H218L217 74H220V72H219L220 68L222 67V68H221L222 70H220V71L222 72V71L224 70L223 67H224V66L227 67L228 64H226L225 62L228 61V63H229V62L231 61V59H229L228 55L230 54L231 57H232V56H233L232 54H235V51H237L236 49H238V48H237V47H234V46H235V45L237 46V43H238L239 41H236V40L241 39V37L238 38V36H237V38H235V39H236V40H235L236 43H235L234 46H233V45H232V42H231L232 39L230 40V42H231V43H230V42H229V38H228V36L226 37V35L230 34V33L226 32V29H227V28H231V26H232V28H233V27H235V28L237 27V29H238V28H239L238 25H239L240 23H242L243 21H245V22L248 24V23H249V20H248V19H249L250 17L248 18V15H247V14H248L250 11H252V10H251L252 8L250 9V7H252V4H253V7H254L253 9H254V10H257V9H255V8H257L256 6H257V5L259 6V3H256V2H258L259 0H258V1H257V0H256V1H255V0H235V1H234V0H229V1H228V0H226V1H225V0H221V1H223L224 3L226 2V4H225L226 6H224V3L222 4L221 1H220V3H221L222 5H221V4L218 5L219 2H218V0H217L216 3H218V4H216V6H215V2H214V5H213L214 7H213V8H212V6L210 5V3L212 4V1H215V0H211V1H210V0H206V1L199 0ZM231 1H233V2H231ZM260 1H261V3H260L261 5L264 4V0H260ZM260 1H259V2H260ZM262 1H263V2H262ZM230 2H231V4H230ZM249 3H250V4H249ZM255 3H256L257 5H255ZM202 4H200V5H202ZM248 4H249V5H248ZM209 5H210V7L212 8V9H211V8L209 7V8L211 9V12L208 11V10H210V9L207 8ZM242 5H243V6H242ZM227 6H228V7H227ZM249 6H250V7H249ZM262 6H263V5H262ZM205 7H206V8H205ZM225 7H226V8H225ZM241 7H242V8H241ZM195 8H194V9H195ZM222 8H224V11H222V10H223ZM231 8H232V9H231ZM258 8H259V7H258ZM207 9H208V10H207ZM225 9H227V10H225ZM248 9H249V11H248ZM262 9H263V11H264V7H263ZM231 10H232V11H231ZM254 10H253V11H254ZM258 10H259V12H260L261 8L258 9ZM207 11H208V12H207ZM225 11H226V12H225ZM246 11H247V12H246ZM263 11L260 12L261 14H263V15H260V16H264V13H262ZM197 12H196V13H197ZM201 12H202V13H201ZM203 12H204L205 15L203 14ZM236 12H237V13H236ZM245 12H246V13H245ZM222 13H223V14H222ZM192 14H193V13H192ZM192 14H191V15H192ZM224 14H225V15H224ZM226 14H227L228 16L230 15V17H228L227 19H226V17H227ZM244 14H245V15H244ZM250 14H251V12H250ZM250 14H249V16H250ZM254 14H255V12L252 13V15H254ZM256 14L259 15L258 12H257ZM191 15H190V16H191ZM193 15H194V14H193ZM210 15L213 16V17H211ZM203 16H204V17H203ZM205 16H208V17H205ZM225 16H226V17H225ZM209 17H210V20H209ZM246 17H247V18H246ZM189 18H190V17H189ZM196 18H197V19H196ZM203 19H204V20H203ZM205 19H208V22H207V20L205 21ZM212 19H213L214 21H213ZM237 19H238V20H237ZM245 19H246V20H245ZM250 19H251V18H250ZM252 19H253V18H252ZM254 19H255V17H254ZM254 19H253V20H254ZM261 19H262V17L259 18L258 22H259V21L262 22L263 19H262V21H261ZM188 20H187V21H188ZM193 20H194V21H193ZM201 20H202V23H201ZM211 20H212V21H211ZM216 20H217V21H216ZM220 20H222L224 23L227 22L228 24L226 23V24H225V27H226V26H228V27L225 28V27H224V23H223L222 21H220ZM224 20H226V22H225ZM228 20H230V21H228ZM236 20H237V21H236ZM197 21H198V22H197ZM241 21H242V22H241ZM204 22H206V23L204 24ZM212 22H214V24H213ZM218 22H220V23H218ZM233 22H234V23H233ZM235 22H236V23H235ZM245 22H243L242 25L240 24L239 26L241 27V26L245 25V24H246ZM255 22H256V24L258 23L257 20H256ZM211 23H212V24H211ZM215 23H216L217 25H216ZM231 23H232V24H231ZM189 24H190V26H189ZM199 24H200V25H199ZM201 24H202V25H201ZM207 24H209V25H207ZM219 24H220V26H218ZM247 24H246V26H247ZM249 24H250V23H249ZM249 24H248V25H249ZM251 24H254V23L251 22ZM251 24H250V25H251ZM260 24H261V23H258V24L256 25L255 28L258 29V30H260V29H259V28H260ZM205 25L208 26V27H205ZM210 25H211V27H212L213 29L215 28L214 31H213L212 28H209ZM234 25H236V26H234ZM250 25H249V27L251 28L250 30H252V32H253V31H256L255 28H252ZM203 26H204V27H203ZM213 26H214V27H213ZM215 26H216V27H215ZM229 26H230V27H229ZM252 26H253V25H252ZM190 27H191V28H190ZM197 27H198V28H197ZM217 27L220 28V29H218ZM249 27H247V28L245 27V29H246V30H249ZM253 27H254V26H253ZM258 27H259V28H258ZM200 28H201V30H200ZM202 28H203L204 30H202ZM216 28H217L218 30H220V33H218L219 31H218ZM232 28H231V30H232ZM242 28H244V26L241 27V28H239V29L243 30ZM187 29H188V30H187ZM206 29H207V30H206ZM221 29H222V30H221ZM237 29H236V31H237V33H238V30H237ZM205 30H206L208 33L210 32L209 30H211V31L213 32V34H212V32H210L209 34L206 33V36H205V34H204ZM216 30H217L218 32H217ZM229 30H230V29H229ZM229 30H227V31H229ZM231 30H230V31H231ZM233 30H234V28H233ZM233 30H232V31H233ZM241 30H239V32H241ZM250 30H249V31H250ZM258 30H257V31H258ZM200 31H201V32H200ZM202 31H203V32H202ZM224 31H225L226 34H224ZM232 31H231V32H232ZM243 31H245V30H243ZM243 31H242V32H243ZM180 32H181V33H180ZM215 32H216V33H215ZM234 32H235V30H234ZM258 32H259V31H258ZM258 32H256V34H257ZM183 33H184V34H183ZM199 33H200V34H199ZM235 33H236V32H235ZM246 33H247V31H246ZM246 33L243 34V35H246V36H247ZM248 33H249V32H248ZM250 33H251V32H250ZM170 34H172V35H170ZM178 34H179V35H178ZM202 34H204V36H203ZM217 34H220L221 37H218L219 35H217ZM232 34H233V33H232ZM239 34H242V33H238V35H239ZM251 34H252V35L250 36V38L253 36L252 38H254V39H248V40H249V41L252 40L253 42H252V41L249 42L248 40H246L247 37H245L246 39L243 37L244 40L241 39V40H242V45H243L244 47H245V46L248 47V43H249V45H250V43H251V45H250L251 47H252V45H254V40L256 39L257 35H256V37H255V35H254L255 32H253V33H251ZM177 35H178V36H177ZM207 35H208V36H207ZM211 35H214V36L217 35L218 38L215 36L216 39H217V42L215 41V40H216L215 37L213 38ZM224 35H225V36H224ZM249 35H250V34H249ZM184 36H185V37H184ZM186 36H187V37H186ZM197 36H198V37H197ZM200 36H201V37H200ZM234 36L236 37V34H235ZM177 37H179L180 39L177 38ZM204 37H205V38H204ZM232 37H233V36L231 35V38H232ZM258 37H259V36H258ZM167 38H168V37H167ZM212 38L215 39V40H213ZM219 38H220V39H219ZM248 38H249V36H248ZM260 38H262V36H260ZM260 38H259V39H260ZM188 39H190L191 43H193V44H192V47H193L194 45H196L195 42H197L198 46H200L202 49L196 45L197 48H198V49L200 48V49H199V50H198V49L196 50V48L194 47V50H193V48L190 47L191 44L188 43V42H189ZM194 39H195V40H194ZM199 39H200V40H199ZM218 39H219L220 41H222V39H223L222 43H223V42H226V43H227L225 46H229V45H231V47L236 48L235 50H234V48H232V49L234 50V52H233L232 49H230V50H229V53H228V52H227V49L225 48L226 53H225V52H224V53H225V55L227 54V55H226V56H227L226 58H225V56L223 57V56L221 55L222 53H221V54H219V53H217V52L214 53L213 51H215L214 49H216V47H215V48H212V47L210 48V45L214 47V44L220 42ZM226 39H228V40H226ZM257 39H258V38H257ZM257 39H256V40H257ZM179 40H180V41H179ZM186 40H187V41H186ZM192 40H193V42H192ZM196 40H197V41H196ZM245 40H246V41H245ZM260 40H262L263 45H264V37H263V39H260ZM260 40H258L257 42H259ZM194 41H195V42H194ZM206 41H207V42H206ZM233 41H234V38H233ZM235 41H234V42H235ZM244 41H245V42H244ZM204 42L207 43V45H206ZM212 42H213V43H212ZM214 42H215V43H214ZM234 42H233V43H234ZM240 42H241V41H240ZM240 42H239V43H240ZM243 42H244L245 44H243ZM246 42H248L247 45H246ZM262 42L260 41L261 44H262ZM179 43H181V44H179ZM187 43H188V44H187ZM211 43H212L213 45H212ZM222 43H221V44H222ZM252 43H253V44H252ZM255 43H256V42H255ZM260 43H258V48H259V46H260ZM177 44H178V45H177ZM186 44H187V45H186ZM201 45H202V46H201ZM216 45H219V43L216 44ZM216 45H215V46H216ZM223 45H224V44H222V46H223ZM238 45H239V44H238ZM240 45H241V44H240ZM240 45H239V46H240ZM242 45L240 46V48L243 47ZM263 45H262V47H264ZM176 46H178L179 48L176 47ZM239 46H238V47H239ZM250 46H249V47H250ZM255 46H257V44H255ZM181 47H182V48H181ZM208 47H209L210 49H209ZM220 47H221V46H220ZM220 47H218L219 50H220ZM244 47H243V48H244ZM260 47H261V46H260ZM110 48H111V47H110ZM112 48H113V47H112ZM177 48H178V49H177ZM229 48H230V46H229ZM256 48H257V47H256ZM256 48H255V49H256ZM165 49H166V51H165ZM253 49H254V48H253ZM253 49H252L253 54L256 53V54H257L256 57H258V56L261 57V55H259V54L261 53V51H259V54H258V53H257L258 51H257V50L255 51V49H254V50H253ZM109 50H110V49H109ZM109 50H107V51H109ZM113 50H114V52H113ZM113 50H110V53L113 52V54H115L116 50H115V49H113ZM200 50H202V51L205 50V51H203V53H202V52H199ZM211 50H212V51H211ZM219 50H218V52H221V51H219ZM221 50H222V47H221ZM238 50H239V49H238ZM259 50H261V48H260ZM107 51H106V52H107ZM161 51H162V50H161ZM161 51L158 52V53L161 54ZM177 51H178V52H177ZM192 51H193V52H192ZM197 51H198V52H197ZM216 51H217V49H216ZM223 51H224V47H223ZM230 51H232L233 53H232V52L230 53ZM262 51H264V50H262ZM164 52H162L161 55H163ZM212 52H213V53H212ZM110 53H109V54H110ZM158 53H157V56L155 55L156 58L161 57L160 55H158ZM189 53H190V54H189ZM199 53H200V54H199ZM251 53H252V52H251ZM262 53H263V52H262ZM262 53H261V54H262ZM107 54H108V53H107ZM113 54H112V55H113ZM191 54H192V55H191ZM217 54H218V55H221V57L217 56ZM253 54H252V55H253ZM263 54H264V53H263ZM110 55H111V54H110ZM171 55H172V54H171ZM176 55H177V56H176ZM195 55H197V56H195ZM202 55H203V56H202ZM205 55H206V56H205ZM215 55H216V56H215ZM158 56H159V57H158ZM166 56H168V58H167ZM175 56H176V58H175ZM192 56L194 57V60H193V57H192ZM198 56H199V57H198ZM253 56H254V58H255V55H253ZM216 57H218V59H220V60H219V64L216 63V62H218V59H217ZM222 57H223V58H222ZM156 58H155V59H156ZM174 58H175L176 60H175ZM227 58H228L229 60H227ZM258 58H259V57H258ZM258 58H256V59H257L258 61H260V60H259L260 58H259V59H258ZM261 58H264V55H263ZM172 59L174 60V63H175V64H173V60H172ZM191 59H192V60H191ZM215 59H216V60H215ZM224 59H225V60H224ZM161 60H162V61L165 60V63L168 64V65L166 64L167 68H166L165 65H164L165 63H163ZM185 60H186V61H185ZM221 60H223V61H225V62H223V61H221ZM96 61H97V59H96ZM220 61H221L223 64H222ZM159 62H160V63H159ZM161 62H162V63H161ZM191 62H193V63H191ZM48 63H49V61H48ZM150 63H152L153 65L150 64ZM224 63H225V64H224ZM106 64H107V63H106ZM162 64H163V65H162ZM210 64H211V66H210ZM45 65H46V64H45ZM45 65H44V66H45ZM207 65H208V64H207ZM207 65H205V66H207ZM46 66L49 68V66H51V65H50V63H49V64H47ZM46 66H45V68H46V70H47L48 68H47ZM104 66H107V65H104ZM145 66H146V67H145ZM163 66H164V67H163ZM171 66H170V67H171ZM177 66H179V67H177ZM187 66H188V67L191 66V68H188ZM218 66H220V67H218ZM51 67H52V66H51ZM200 67H201V66H200ZM45 68H44V69H45ZM52 68H53V67H52ZM52 68H51V69H52ZM102 68H103V65H102ZM148 68H149V69H148ZM160 68H161V69H160ZM202 68H204V67H202ZM202 68H193L192 70H194V71H195V69L200 70V73H201V71H204V72H202V73H204L205 76H203V75L201 76L200 73H199V76H195V75L198 74L197 72H195L196 74H194V76L191 75L192 73L189 74V75H190V76H189L190 79H191V77H192V79H191V83H195V82H196V83L193 84V85H195V86L198 85V86H199V87H198L199 89L196 87L197 90H198L199 92H200V91L202 92V90H200L201 87H200V85H199V84H200V83H199L200 78H201V80H202V77H203V78L205 77V79H206L207 82L210 81L211 84L213 83L210 79L206 78V74H207V77H209V76H208V73H207V72H209V71L204 70L205 68L202 70ZM165 69H166V70L168 69V71H170V73H169L168 71H166ZM182 69H184V70H182ZM206 69H207V68H206ZM218 69H219V70H218ZM46 70H44V71L46 72ZM49 70H50V69H49ZM146 70H147V71L150 70L151 73L145 72ZM159 70H160V71H159ZM162 70H165V72H166L167 74L165 73L166 75H163L164 72H162ZM217 70H218V72L216 73ZM143 71H144V73H142ZM194 71H189V73H190V72H193V73H194ZM206 71H207V72H206ZM48 72H49V71H48ZM161 72H162V74H161L162 78H160L161 76H158V75H157L158 73H161ZM198 72H199V71H198ZM205 72H206V73H205ZM46 73H47V72H46ZM46 73H45V74H46ZM49 73H50V75H51L52 72H49ZM141 73H142V75H141ZM215 73H216V74H215ZM153 74L155 75V77H156V76H157V77L155 78V77L153 76ZM168 74H169V77L167 76ZM48 75H49V74L47 73V75H45V76L47 77ZM145 75H146V76H145ZM209 75H210V74H209ZM212 75H213V76H212ZM214 75H215V76H214ZM142 76H143V77H142ZM144 76H145V77H144ZM48 77H49V76H48ZM48 77H47V78H48ZM147 77H148V78H147ZM163 77H164V78H163ZM196 77H198L199 80H197V79L195 80ZM47 78H46V79H47ZM151 78H152V79H151ZM193 79L195 80V82L192 81ZM205 79H203L202 81L204 82ZM43 80H44V79H43ZM48 80H50V79H48ZM48 80H47V81H48ZM153 80H154L155 83L153 82ZM47 81H46V82H47ZM131 81H130V83H132ZM143 81H144V82H143ZM145 81H146V82H145ZM202 81H200V82L202 83ZM206 81H205L204 83H207ZM46 82H45V83H46ZM148 82H149V83H148ZM181 82H182V83H181ZM210 82H209V84H207L208 86H210ZM43 83H44V82L42 81V84H43ZM47 83H48V82H47ZM178 83H179L180 85H179ZM191 83H190V84H191ZM197 83H199V84H197ZM42 84H41V82L36 83L35 86H33V89H35V91H36V90H40V86H39V85H42ZM154 84L156 85L155 88L152 87V86H154ZM158 84H159V85H158ZM186 84H187V85H186ZM45 85H46V84H45ZM45 85H44V86H45ZM149 85H150V86H149ZM178 85H179V87H178ZM36 86H37V88H36ZM42 86H43V85H42ZM42 86H41V89H42ZM182 86H181V87H182ZM195 86H194V88H195ZM208 86H206V87H208ZM137 87H138V88H137ZM144 87H146V88H144ZM149 87H151V88H153V89H156V88L158 87V88L156 89L158 92H157V91H156L157 93H156L155 91L153 92L152 89L149 88ZM192 87H193V86H192ZM206 87L203 86V84H202V88H201V89H204V88H206ZM38 88H39V89H38ZM126 88H127V89H126ZM194 88H193V89H194ZM16 89L18 90V88H16ZM124 89H125L126 91L129 90V91H127L128 94H127V93L125 94V92H124L125 90H124ZM148 89H149V90H148ZM185 89H188V88H185ZM185 89H184V90H185ZM189 89H191V86H190ZM193 89H191V90H193ZM207 89L209 90V88H207ZM162 90H163V91H162ZM191 90H190L189 92H188V90H187V92L191 94L193 91H195V89H194L192 92H191ZM132 91L134 92L133 95L135 96V97L133 96V98H132V95H131V92H132ZM148 91H149V92H148ZM198 91H195V93L198 94V93H197ZM129 92H130V95H131V96L129 95ZM161 92H162V93H161ZM201 92H200V93H201ZM206 92H207V91L204 90V91H203L204 94H203V93H202V94L199 93V94L201 95V97H202L203 95H204L203 97H206V95H205V94H207ZM115 93H116V94H115ZM141 93H142V94H141ZM148 93H149V94H148ZM195 93H193V94H191V95L189 94V96L187 97V99H188L191 103H193V104H194V103H198V105L200 106V102H201V101L203 102L204 99H200V98H199L200 95H199V97L197 96L196 99L199 98L201 101L198 100L199 102H195V99L193 98V96L195 95ZM181 94H182L183 96H181ZM146 95H147L148 97H147ZM152 95L155 96V99L157 98L156 101L153 100L154 98H152ZM129 96H130L131 98H130ZM180 96H181L182 98H180ZM191 96H192V99H190ZM195 96H196V95H195ZM21 97H22V98H21ZM24 97H25V99H26V97L29 98V96H26V95H25ZM24 97H23V95H22V96L20 95V97L17 98V99H18V100H19L20 98L23 99ZM126 97H128V99H127ZM144 97H145V98H144ZM203 97H202V98H203ZM28 98H27V103H28V100H29V102H30V103H28V105H29V104H30V105H31V104H34V103H31V101L34 99V97L32 98L31 101H30L31 97H30V99H28ZM129 98L131 99V101L129 100ZM135 98H136L137 103H135L136 101H134V104H138V105L140 106V109H138V108H139L138 105H137V107H136L137 110H139V111L141 110L139 113L141 114V112H144L145 114H147V116L145 115V117L141 114V117L143 116V117H144L143 119H146L147 117L149 118V121H148V122H150L151 127L148 126V125H149L148 123H147L148 125L146 124L147 127H148L147 130H148L149 133H148V132L146 133L147 130L145 129V128H146V125H145V124H144V127H145V128H144L143 130H146V131H144V132L141 131V129L143 128V127H141V126H143V124H142V125L140 124V125H138V128H139V130H140V133H138V132H139L138 129H137V130H138L137 134H135L136 132H134V130L137 131V130H136L137 125H136V123H134V122L137 121V120H134V118L137 119L136 117H138V114H139V113H137V112H138L137 110H133V111H132V108H131V107H132V104H133V100H132V99L135 100ZM151 98H152V100H151ZM21 99H20V100H21ZM145 99H146V100L148 99L147 102L149 101V99L152 101V102H151V101L148 102V104L150 103V105H148V104L146 103V104H147L146 106H150V108H151V109H150V112H151V110H152V113H149V112H148L149 110L146 109V107H143V106H142V102H143V101H144V102L146 101ZM193 99H194V100H193ZM18 100H16L15 102H17ZM20 100H19V101H20ZM23 100H24V99H23ZM23 100H22V102H23ZM34 100H35V99H34ZM123 100H125L126 102L123 101ZM142 100H143V101H142ZM158 100H159V103L161 104V105H160V104L158 103V105H160V108H161V109H158V108H157L158 105H157L156 103L158 102ZM162 100L165 101V102H164L165 104L162 103ZM191 100H193V101H191ZM139 101H140L141 103H139ZM153 101H154V104H155L154 107H153V105H152ZM160 101H161V102H160ZM0 102H1V101H0ZM25 102H26V101H25ZM32 102H34V101H32ZM130 102H132V104H131ZM155 102H156V103H155ZM20 103H21V102H19L18 105H19ZM27 103H24V102H23L22 104H26V105H27ZM114 103H115V104H114ZM118 103H119V104H118ZM121 103H122V104H121ZM128 103L131 104V105H129ZM104 104H105V103H104ZM110 104H111V105H110ZM127 104H128V106H129L130 108L127 106ZM162 104H163V105H162ZM182 104H183V103H182ZM0 105H2V104H0ZM14 105H15L16 107L18 106V105H16L15 103H14ZM14 105L12 106L13 108H15ZM20 105H21V104H20ZM20 105H19V107H20ZM28 105H27V106H28ZM115 105H116V106H115ZM143 105H145V104L143 103ZM156 105H157V106H156ZM195 105L197 106V104H195ZM125 106H126V107H125ZM179 106H180V108H179ZM199 106H197V107H199ZM2 107H5V106L2 105ZM2 107H1V109H0V111H1L0 114H1L2 111H3V110H2ZM28 107H29V106H28ZM102 107H103V108H102ZM110 107H109V108H110ZM134 107H135V106H134ZM134 107H133V108H134ZM141 107H142L143 111H142ZM197 107H196V108H197ZM6 108H7V107H6ZM17 108H18V107H17ZM17 108H16V109H12V108H11V109H12L11 112H13V114H16L15 112H18V111H17V110H18ZM25 108H26V107H25ZM128 108H129V109H128ZM144 108H145V109H144ZM147 108H148V107H147ZM152 108H153V109H154V108H157V109H158V112H157L156 110L153 111ZM182 108H183V107H182ZM184 108H185V107H184ZM3 109H4V108H3ZM11 109H10V110H11ZM99 109H100V107H99ZM123 109H124V110H123ZM125 109L128 110V112H130V111L134 112V111H135V113H137V114H134V113L130 112L128 118H126V116H127V111H126ZM194 109H195V106H194ZM194 109H193V110H194ZM14 110H16V111L14 112ZM19 110H20V109H19ZM21 110H22V109H21ZM25 110H26V109H25ZM27 110H28V109H27ZM105 110H106V111H105ZM159 110H160L161 112H159ZM195 110L197 111V109H195ZM198 110H199V108H198ZM6 111H7V109H6ZM29 111H31V110H29ZM111 111H112V112H111ZM119 111H120V112L122 111L123 113H122V112L120 113ZM196 111H195V112H196ZM8 112H10V111H8ZM8 112H6V113L4 112V114L0 116L1 121L4 120L3 122L0 121V125L2 124V126H0V127H1V128H0V135L3 136L4 134H3L2 131H5V130H7V129L9 128V131L6 132V135H5V136L7 137V136H12V135H13V136H12V139H10L11 141L14 140L13 142H15V139H16V142H15V144H14V145H15V149L13 148V147H14V145L12 144L13 142H11L10 140H8V141L11 142L10 144L13 145V147H10L11 145L9 146V148H11V149H10V152H8V154L10 153L9 155L7 154V151H6V150L9 151V149H6V150L3 149V150H5V151H4V155L7 154V155H6L7 157L10 156V155H12L11 153H13V155H12L13 157H12V158H13V161H14V162L16 161V162H15L16 164H15V163H14V162L8 157L9 159H7V160L5 161V162H7L8 160H10V162L8 161L9 163H8V166H7V170H8V168L11 166V164H13V165L11 166V167H13V168L10 167L11 170L13 169V170H12L13 174H11L12 172H11L10 169H9L10 171H8V174H7V171H6V169H4V168H3V169L5 170V171H4V174H5V175L3 174V172L0 173V174H1V175H0V182H1L2 180H6V179L8 180V179H9L8 181H5V182L8 183V185H7V183H5V182H4L5 185H4V183H2V184L0 185V198H2V199L7 195V192H8V189H9V185H11V184H10L11 181H12L11 175H13V177H14V175L16 176V174H17L18 172H20L19 170L21 169V165H22V163H23V160H24V158H25L26 155H27V154L25 155V153H24V151H25V149H26L24 144H29V143H30V141L28 142V140H29V139L31 140V136L33 135V132H32V134H30V135H31V136H30V135H28V132H29L28 130H33V131H34V129H30V127L33 126V125H32V123L34 122L33 119H35L34 117L29 116V118H31V119H30V122H32V123H29V121H27L28 118H27L26 116H24V113H25V115H26V114L29 115V113L26 112V111H24V112H23V116H22V114H21L20 116H18V118L22 116L23 118L26 117L27 119L24 118V119H23L24 121H23V120H20V118L18 119V118L16 117V118L18 119V121H16V122L14 121V122H15V123H14L12 120H14L15 118H13V119L10 118V116L13 117L14 115H12L11 113H10V114H11V115H10ZM108 112H109V111H108ZM147 112H148L149 114H148ZM155 112H157L158 114H156ZM179 112H180V113H179ZM195 112L193 113V114H194V115H193L194 117H195ZM198 112H199V111H197V113H198ZM19 113H20V112H19ZM116 113H117V114H116ZM119 113L122 114L123 116L120 115ZM124 113H126V115H125ZM131 113H132L135 117H134ZM160 113H161V114H160ZM171 113H173V114H171ZM197 113H196V117H198V116H197V115H198ZM7 114H9L10 116L8 117ZM140 114H139V115H140ZM150 114H151V115L153 114V115H152V116H148V115H150ZM154 114H156L157 116L155 115L156 117H153ZM18 115H19V114H18ZM28 115H27V116H28ZM30 115H32L31 112H30ZM105 115H107V114H105ZM117 115H118V116H117ZM169 115H170V116H169ZM173 115H174V116H173ZM179 115H178V116H179ZM181 115H182V114H181ZM181 115H180V116H181ZM2 116H3L5 119H4ZM6 116H7V117H6ZM32 116H33V115H32ZM112 116H111V117H112ZM132 116H133V118H131ZM168 116H169V117H168ZM178 116H176V117H178ZM14 117H15V116H14ZM22 117H21V118H22ZM109 117H110V116H109ZM166 117H167V118H166ZM176 117L174 118V120H175V119H178V118H176ZM194 117H193V118H194ZM102 118H103V117H102ZM105 118L107 119V121H108L109 124H112V123H110L111 121L109 122V119H110V118L108 119L107 117H104L103 120H104ZM148 118H147V119H148ZM150 118H151V119H150ZM157 118H158V119H157ZM165 118H166V119H165ZM168 118H170V119H168ZM191 118H192V117H191ZM7 119H9V121H11L12 125H10V123H8L9 121H8ZM11 119H12V120H11ZM92 119H91V121H92ZM106 119H105V121H106ZM112 119H111V120H112ZM139 119H141L140 116L138 117V120H139ZM147 119H146V120H147ZM159 119H160V120H159ZM167 119H168V121H167ZM19 120H20V121H19ZM25 120L28 122V123H26V124H30V125H31V126H30V125H27L28 127L30 126L29 129L25 126V124H24V126H25L24 128H23V127H18V128H17V126L23 125V123H25ZM28 120H29V119H28ZM32 120H33V121H32ZM99 120H98V121H99ZM131 120H132V122H131ZM151 120H152V122H151ZM172 120H173V119H172ZM191 120L193 121L194 119H191ZM21 121H23L22 124H21ZM141 121H142V119L139 120V121H137V122L140 123ZM4 122L6 123V125H5ZM130 122H131V123H134V127L131 126V128L134 129V130H133L134 133H133L132 131L129 130V128H130L129 125L131 124ZM163 122H164V123H163ZM193 122H194V121H193ZM3 123H4L5 126H3ZM18 123H19V125H18ZM108 123H107V125H108ZM129 123H130V124H129ZM8 124L10 125V127L13 126L12 129H10V127L8 126ZM71 124H72V123H71ZM88 124H89L90 126H89ZM91 124H93V127H95V126L98 127V128H96V129L94 128V129H95V133H94V131H92L93 129H91V128H92V125H91ZM103 124H104V123H103ZM103 124H102V125H103ZM105 124H106V122H105ZM137 124H138V123H137ZM171 124H173V123H171ZM171 124H169V125H165V126H166V127L169 126V127L171 128V126H170ZM94 125H95V126H94ZM131 125H133V124H131ZM135 125H136V126H135ZM7 126H8V128H7ZM14 126H15V128H14ZM71 126H72V125H70V127H71ZM73 126L75 127L74 124H73ZM139 126L141 127V129H140ZM5 127H6V128H5ZM74 127H73V128H74ZM90 127H91V128H90ZM102 127H103V126H102ZM106 127H107V126H106ZM106 127H103V128H105V129L102 128V129L104 130L103 132L107 131V128H106ZM128 127H129V128H128ZM135 127H136V128H135ZM161 127H162V129L165 128L164 126H161ZM163 127H164V128H163ZM20 128H21V129H20ZM26 128H27V129H26ZM31 128H32V127H31ZM63 128H66V130L63 129ZM88 128H90L91 130L88 129ZM151 128H152V129H151ZM157 128H158L159 131L156 130ZM170 128H166V130L170 131V130H171ZM19 129H20V130H19ZM22 129H24V130L22 131ZM74 129H75V128H74ZM86 129H88V130H86ZM102 129L99 130V131H100L99 133L104 134L103 132H101ZM11 130H13V132H11ZM26 130H27V131H26ZM64 130H65V131H64ZM76 130H78V129H75V131H76ZM85 130H86V131H85ZM121 130H122V132H121ZM164 130H165V129H164ZM15 131H16V132H19V133H20V131H22V132L20 133V135H18V133H15ZM24 131H26V133H25ZM53 131H54V132H53ZM61 131H63V132H61ZM68 131H69V132H68ZM75 131L73 132L74 135H76V133L78 132V131H77V132H75ZM91 131L93 132V134L91 133ZM109 131H110V132H109ZM152 131H154V132H152ZM157 131L159 132V135L156 134V133H158ZM10 132H11V134H10ZM55 132H56V133H55ZM97 132H98V131H97ZM128 132H130V134H129ZM131 132H132L133 134H132ZM141 132H142V133H141ZM170 132H171V131H170ZM172 132H173V133H177V132L179 133L180 131L174 130V131H172ZM4 133H5V132H4ZM23 133H24V134H23ZM29 133H30V132H29ZM64 133H65V134H64ZM89 133H91V134H90V135L92 136L91 138L88 137ZM124 133H125V135H124ZM163 133H164V132H162V134H163ZM173 133H169V135L165 136L166 140L168 139L167 142L169 141V137H171V135H172ZM7 134H8V135H7ZM26 134H27V136H30V137H25ZM54 134L52 135V137H53V139H55L56 141H54V146H53V147H55V146L58 144V147H59V148H63V149H64L63 145H62V144H59V143L61 142V141H60L61 138L58 139ZM78 134H77V135H78ZM86 134H87V136H86ZM107 134L110 135V138H109V136H107ZM111 134H113V135H112L113 137H114V135H115V136L117 135V136H116L117 139H116L115 141H114V139H115L116 137H115V138H113V137L111 138ZM134 134H135L136 137L139 135V138H140V137L142 138L141 135H143V138H145V139H143V141L145 140L144 142H146V140H149V141H147L146 143H144V142H142L141 138H140V139L137 138L139 141H136L137 139H134V138H135ZM140 134H141V135H140ZM170 134H171V135H170ZM180 134L182 135L181 132H180ZM16 135H18V136H16ZM71 135H72V133H71ZM93 135H94L96 138H94L93 140H91V139L93 138ZM119 135H120L121 137H120ZM127 135H129V136H127ZM131 135H133L134 137H132ZM144 135H145V137H144ZM147 135H149V136H147ZM151 135H152V136L154 135V137H155V135H156V136H157L156 138H159V139H161V140L158 141L159 139L157 140V139L155 138L154 141H151V140H153V138H154V137L152 138ZM181 135H180V136H181ZM192 135H193V133H192ZM2 136H0V139H1V140H5V139L7 140L6 137H5V139H3L4 137L2 138ZM150 136H151V137H150ZM175 136H176V135H175ZM175 136L172 135V140H173V138H174ZM177 136H178V134H177ZM189 136H191V135H189ZM189 136H188V137H189ZM193 136L195 137V134H194ZM193 136H192V137H193ZM19 137H20V139H19ZM21 137H22V138H21ZM24 137H25L26 139L28 138V140L26 141V139H25ZM87 137H88V139L90 138L89 141H91V144L88 143V144H85V145H90V147L85 146V145L83 144V147H84V148L82 147L83 150L81 149L82 151L80 150V153H79V149H77V148H79V146L76 147V146H74V144H75V143H76L75 145L79 144L80 147H81V146H82L81 143H87V142H88V141L86 142ZM118 137H119V138H118ZM146 137H149L150 139H149V138L146 139ZM181 137H182V136H181ZM181 137H178V139L181 138ZM188 137L185 138V139L188 140ZM192 137H191V138L189 137V139H190L189 141H192ZM194 137H193V138H194ZM8 138H9V137H8ZM10 138H11V137H10ZM73 138H74V139L77 138L78 141H76V140H77V139H76V140H75L76 142L74 143ZM82 138H84V139H82ZM129 138H130V139H129ZM131 138H132V139H131ZM151 138H152V139H151ZM176 138H177V137H176ZM183 138H184V135H183L182 139H183ZM133 139H134V140H133ZM174 139H175V138H174ZM178 139H176V140H178ZM194 139H196V138H194ZM1 140H0V141H1ZM57 140H59L60 142L57 141ZM63 140H64V141H63ZM101 140H102V139H101ZM111 140H113V141H111ZM140 140H141V142L143 143V146H142V144H141V146H140L141 148L139 147V143H141ZM170 140H171V139H170ZM172 140H171V141H172ZM17 141H18V142H17ZM24 141H26V142H24ZM156 141H158V142H156ZM189 141H183L184 143L181 142V144H182V143L185 144V142L187 143V142H189ZM1 142H2V141H1ZM6 142H7V141H6ZM56 142H58V143H56ZM72 142H71V143H72ZM101 142H102L103 144H102ZM111 142H112V143H111ZM122 142H123V143H122ZM175 142H176V141H175ZM178 142H179V141H178ZM178 142H177V143H178ZM4 143H5V141H4ZM164 143H165V142H164ZM172 143H173V142H172ZM177 143H176V145H175V143L172 144V146H173V148H172L173 150H172V151L169 149V147H170V146H168L169 143H168L167 145H164L163 143H162L163 145H162L161 143H160V144H161V146H164V147L168 146L169 152H167V153L170 154V151H171V153H172L171 155H172L174 158H173V157H169V156H171V155H169V154H168V156H166L167 154H166V155L164 154V151L167 150V148H166V149L164 148V151H163V155H165L166 158L169 157V159H168L169 161L172 160V159H174L173 161H175V159L177 158V159H176V160H177L176 162H178V163H182V162H184V161H183L184 159H186V158H189V159H190V157L193 155V152H191L192 149L189 147V145L187 146V147H189V149H187V147H186V148L184 147L185 145H182V146H181L180 143H178V144H177ZM194 143H196V140H194V142L192 141L191 144L193 145ZM17 144H18V145H17ZM69 144H70V143H69ZM101 144H102V145H101ZM120 144H121L122 146H119ZM170 144H171V143H170ZM179 144H180V145H179ZM189 144H190V143H189ZM191 144H190V146H191ZM1 145H3V142L0 143V146H1ZM177 145H178V146H177ZM186 145H187V144H186ZM21 146H22V147H21ZM60 146H61V147H60ZM134 146H135V147H134ZM145 146L147 147V145H145ZM175 146H176L177 148H175ZM179 146H180V147H179ZM1 147H2V146H1ZM1 147H0V150H2ZM71 147H75L77 150L74 149V148H73L74 150H72ZM85 147H86V148H85ZM103 147H104V148H103ZM181 147H183V149H182ZM12 148H13V150H12ZM20 148H21V149H20ZM24 148H25V149H24ZM29 148H30V145H29ZM29 148L27 147V149H26V153L29 152V151L27 152V150H29ZM110 148H111V147H110ZM127 148H128V149H127ZM170 148H171V147H170ZM192 148H194V146H193ZM16 149H17V150H16ZM23 149H24V150H23ZM52 149H53V148H52ZM63 149H62V150H63ZM96 149H97V150H96ZM104 149H105L106 151H105ZM116 149H117V150L120 149V150L117 151ZM132 149H133V150H132ZM176 149H177V150H176ZM195 149H196V148H195ZM195 149L193 150L194 152H195ZM3 150H2V151H3ZM11 150H12V151H11ZM20 150H22V151H20ZM75 150H76V151H75ZM86 150H87V151H86ZM125 150H126V151H125ZM131 150H132V151H131ZM137 150H138V151H137ZM146 150H147V149H145V151H146ZM149 150H151V149L149 148ZM149 150H147V151L150 152ZM181 150H182V151H181ZM13 151H14V152H13ZM51 151H50V152H51ZM101 151H102V152H101ZM107 151H110V152H107ZM123 151H124V152H123ZM127 151H128V152H127ZM145 151H144V152H145ZM147 151H146V152H147ZM167 151H168V150H167ZM173 151H175V152H174V155H173ZM176 151H177V152H176ZM180 151H181V152H180ZM0 152H1V151H0ZM5 152H6V153H5ZM15 152H16V153H15ZM75 152H76V153H75ZM84 152H85V153H84ZM103 152H104V153H103ZM116 152H118V153L115 154ZM126 152H127V153H126ZM146 152H145V153H146ZM148 152H147V153H148ZM183 152H184V153H183ZM2 153H3V152H2ZM2 153H1L2 156H0L1 159H2V157H3V154H2ZM14 153H15V154H14ZM20 153H22V155H21ZM55 153H54V154H55ZM58 153H57V155H60V154H58ZM74 153H75V155L78 153V156H77V155L75 156ZM125 153H126L127 155H126ZM128 153H130V154H132V155H130V154H128ZM145 153H143V154H144L143 157H146V155H148L147 153H146V155H145ZM79 154H80V155H79ZM97 154H98V155L100 154V155H99V158H100V159L98 158V159H99V162H96L97 159L95 160ZM176 154H177V155H176ZM179 154H180V155H179ZM55 155H56V154H55ZM72 155H73V156H72ZM118 155H119V156H118ZM161 155H162V153H161ZM175 155L177 156L176 158H175ZM80 156H81V157H80ZM102 156H103V157H102ZM127 156H129V157H127ZM186 156H187V157H186ZM4 157H5V156H4ZM7 157H5L4 159H6ZM15 157H16V158H15ZM97 157H98V156H97ZM116 157H117V158H116ZM135 157H136V156H135ZM162 157H163V156H162ZM14 158H15V160H14ZM129 158H130V159H129ZM138 158H139V157H138ZM170 158H172V159H170ZM1 159H0V160H1ZM4 159H3V161H4ZM56 159H57V160H56ZM104 159H105V160H104ZM126 159H127V160H126ZM132 159H133V157H132ZM160 159L162 160L161 156H160ZM260 159H261V157H259V158L257 159L258 161H256V162H258V163H257L258 165H257V164L255 165L256 167H255L253 170H251L252 173H251V172H249L250 174L248 173L249 175H251V174L253 175L254 172L258 174V172H259V171L261 172V170H262V172L264 173V171H263V170H264V167H263V166H264V164H263L264 160H263V158H262V160H260ZM60 160H61L62 162H61ZM133 160H134V159H133ZM135 160H138L137 157H136ZM139 160H140V159H139ZM163 160H164V159H163ZM163 160H162V161H163ZM165 160H167V159H165ZM165 160H164V162L166 163ZM178 160H181V161H178ZM186 160H188V159H186ZM259 160H260V161H259ZM59 161H60L61 163H59ZM125 161H126V162H125ZM262 161H263V162H262ZM88 162H89V163H88ZM95 162L97 163L96 165L94 164ZM132 162H133V161H132ZM170 162H171V161H170ZM259 162H261V164H260ZM50 163H51V164H50ZM128 163H129V162H128ZM130 163H131V162H130ZM167 163H168V162H167ZM121 164H122V165H121ZM172 164H174V163H172ZM176 164H177V163H176ZM259 164H260V165H259ZM9 165H10V166H9ZM63 165H61L60 167L62 168ZM78 165H79V166H78ZM128 165H129V164H128ZM165 165H166V164H165ZM261 165H262V166H261ZM15 166H16V168H15ZM97 166H98V170H99V171H96L97 168L95 169V167H97ZM120 166H121V167H120ZM167 166H168V168H169V167H170V168H171V167L174 168L173 165L171 166V165H169V163L167 164ZM0 167H1V166H0ZM77 167H79V170L77 169L79 172L77 171V173H80L81 175H80V174L77 175V173H76V171H75ZM258 167H259V168H258ZM261 167H262V168H261ZM1 168H2V167H1ZM1 168H0V171L2 170ZM19 168H20V169H19ZM45 168H44V170H45ZM54 168H55V169H54ZM65 168H67V170L69 169L68 167H64V168H62V170H64V172L66 171ZM256 168L258 169V171H257ZM260 168H261V170H260ZM17 169H18V170H17ZM49 169H50V170H49ZM143 169H147V168L145 167V168H143ZM148 169H149V168H148ZM44 170H42V171H44ZM62 170L59 172V174L64 173V172H62ZM71 170L69 169V171H71ZM121 170H122V169H121ZM137 170H138V168H137ZM140 170H141V171L138 172V174L135 173L136 176H138V177L136 178V179H138V180H136V181L138 182V184H135L136 187H134L133 184H131V182H132L133 180H135L134 178L136 177V176H134L135 174L133 175L134 172L131 173V175L134 177V178L131 177V178H132V181L129 182V183L127 182V185L125 184V183H126V182H125V183L123 184L124 186L122 185L123 188L119 187V188H121V189H119V190L124 189V190L122 191L123 193L120 192V193H122L121 196H120V193L118 194V196H120V199H118V200L120 201V203H119V201H117L118 204H120V205L118 206V208H120V206L123 207V211H122V213L124 212V210H126V212H127V211L129 212V211H131V210H134V208H137V207H138V204H139V203L137 204V202H138V201H137V202L135 203V205H137V207H134V202H135V200H136V198L134 199V195H135V197L138 198L137 195H139V194L136 195L137 191H136V192L134 191L135 193L132 192L133 189H132V188L130 189V187L138 188L137 186H140L139 183L141 184V182H143V183L141 184V186H140V187H142V186H143V187H142V188L139 187V188H138V189H139L138 192L140 193V195H139L140 197H141L142 193H144V192L146 193V194H145L146 196H142V198H141L139 201H141V200L143 199V200L145 201L146 204H144V203H143L144 201L142 200L143 202H142V204H141V206H142L141 208L146 207V205L149 204V202H150L149 200H150V198H151L150 196H153V195H154L153 192L156 193L157 195H159V191H156V190H155L156 192L153 191L154 188H155V185L158 183V182H157L158 179H157V180L154 179L156 175H153V176H154V178H153V176H151L152 174H148L149 171H150V173H151V169H149L148 172L145 171V170L142 171V168H141ZM17 171H18V172H17ZM56 171H54V172H56ZM69 171H68V172H69ZM116 171H117V173H116ZM118 171H119V172H118ZM124 171H125V170H124ZM253 171H254V172H253ZM45 172H44V173H45ZM61 172H62V173H61ZM66 172H67V171H66ZM97 172H98V173H97ZM101 172H102V173H101ZM135 172H137V171H135ZM146 172H147V175H145ZM153 172H154V171H153ZM262 172H261V173H262ZM69 173H71V172H69ZM73 173H74V174H73ZM139 173H141V174H139ZM154 173H155V172H154ZM261 173H259V174H261ZM10 174H11V175H10ZM18 174H19V173H18ZM41 174H42V173H39V176H42ZM55 174H56V173H55ZM66 174L68 175V173H66ZM66 174L64 173V175H66ZM96 174H97V178H94V179H93L92 177H94V176L96 177ZM98 174H99V176H98ZM114 174H115V175H114ZM142 174H144V175H142ZM156 174L158 175V177H159L160 175H161V176L163 175L162 173H159V172H157ZM159 174H160V175H159ZM165 174H166V173H164V175H165ZM257 174H254L253 177H255V175H257ZM259 174H258V175H259ZM9 175H10V178H11V179L9 178ZM62 175H63V174H62ZM69 175H70V174H69ZM71 175H70V176H71ZM79 175H80V177H79ZM120 175H122V173H120ZM252 175H251V177H252ZM258 175L255 177V179L258 177ZM261 175H262V174H261ZM7 176H8V178H7ZM77 176H78L79 180H78ZM161 176H160L159 178H161L162 180H158V181H163L164 178L161 177ZM166 176H167V175H166ZM166 176H165V177H166ZM262 176H263V178H262ZM262 176H259L258 179H260V177H261L262 180L264 181V175H262ZM45 177H47V178H45ZM56 177H57V178H56ZM141 177H142L143 179H142ZM144 177H145V178H144ZM150 177H151V178H150ZM158 177L156 176V178H158ZM38 178H39V177H38ZM63 178H65V176L62 177V180H63ZM75 178H76V179H75ZM113 178H115V179H113ZM149 178H150L151 180H150ZM152 178H153V179L155 180V182H157V183L153 182L154 185H153V184L149 185V184L151 183V182H149V180L152 181ZM41 179H39V180H41ZM53 179H54V180H53ZM92 179H93V181H94V180H95V181L93 182ZM258 179H256L257 182L261 180V179H260V180H258ZM36 180H37V179H36ZM70 180H71V181H70ZM139 180H140L141 182H140ZM164 180H165V179H164ZM56 181H58V182L60 181V185H58L59 183L56 182ZM263 181H262V182H263ZM2 182H3V181H2ZM66 182H67V183H66ZM109 182H110V183H109ZM113 182H114V181H113ZM137 182H135V183H137ZM146 182H147V183H146ZM260 182H261V181H260ZM48 183H49V184H48ZM57 183H58V184H57ZM72 183H73V182H72ZM245 183H246V182H245ZM56 184H57L58 186H57ZM128 184H130V186H129ZM145 184H147V185H145ZM51 185H52V186H51ZM70 185H71L72 187H71ZM125 185L128 186L127 191H126V186H125ZM144 185H145L146 187H147L148 185H149V186H152V187L154 186L153 188L150 187L151 189H153L152 192H151V189H148L149 187L147 188V191L149 190L148 193L151 192V193H150L151 195L149 194V196H148V197H150V198L147 197L148 193L146 192V190L144 191V189H145V188H144V187H145ZM259 185H260V188L258 187ZM36 186H37V185H36ZM68 186H70V187H68ZM261 186H263L262 183H261V184L258 183L257 187L261 190V191L258 190L259 193L257 192L258 195H260L259 198H258V200H260V203H256V205L254 206L255 208L252 207L254 211L256 210L255 212H257V209L260 210V214L257 212L259 215H261V214L263 213V212H261V209L264 211V206L261 205V203L264 202V189H262V188H264V186H263V187H261ZM59 187H58V188H59ZM62 187H61V188H62ZM104 187H105V188H104ZM124 187H125V188H124ZM36 188H37V187H35V184H34V188H33V190H35ZM70 188H71V189H70ZM72 188H73V189H72ZM75 188H77V189L75 190ZM97 188H96V190H97ZM258 188H256V190H257ZM66 189H67V190H66ZM93 189H94V190H93ZM128 189H129V190H128ZM138 189H137V190H138ZM33 190H32V192H34ZM53 190H54V191L56 190V191L53 192ZM89 190H90L91 192H90ZM98 190H99V191H98ZM98 190H97L98 192H101V191H100V188H99ZM108 190H110V189H108ZM35 191H36V190H35ZM41 191H42V192H41ZM62 191H63V192H62ZM140 191H142V192H140ZM43 192H44V193H43ZM50 192H51V193H50ZM52 192H53L55 195H53ZM95 192H96V191H95ZM98 192H97V194H98ZM104 192L106 193L107 191H103V192H101V193H103V195H101V194H98L99 196H98L97 194H96V195H97L98 197H100V195H101V197L106 196L107 199H108V197L110 198L111 196H113V195L109 194V193L112 192V190L109 191V193H108L109 195H108V196H107V194L104 195V194H105ZM131 192H132V193H131ZM34 193H35V192H34ZM40 193H41V194H40ZM45 193L48 194L49 197H48ZM68 193H69V194H68ZM114 193H115V192H114ZM133 193H134V194H133ZM161 193H162V192H161ZM44 194H45V195H44ZM86 194H87V195H86ZM1 195H2V197H1ZM32 195H33V194H32ZM51 195H53L54 197L51 196ZM96 195H95V196H96ZM143 195H144V194H143ZM157 195H154V196H157ZM61 196H62V197H61ZM97 196L94 197V198H91V199H93L94 201H96ZM115 196H116V195H115ZM159 196H162V194H160ZM36 197H38V198H36ZM50 197H53V198H52L53 201H54L55 198L58 199V200H61V201H59V204H61V205H59L58 208H57L56 206L58 205V202H56V205L54 204L55 207H53V206L51 205L52 202L50 201ZM60 197H61V199H60ZM63 197H64V198H63ZM65 197H66V198H65ZM121 197H122V198H121ZM140 197H139V198H140ZM144 197H147V198L144 199ZM39 198H40L41 200H40ZM43 198H44V199H43ZM95 198H96V199H95ZM114 198H117V196L114 197ZM114 198L112 197V199H114ZM139 198H138V199H139ZM2 199H1V202H0V211H2V210H4V209L6 210L5 207H4V208L1 207V206H3V205H6V203H4L5 200H2ZM56 199H55V201H56ZM62 199L64 200L65 205H63V201H62ZM82 199H83V200H82ZM91 199H90V200H91ZM42 200H43L44 202H43ZM45 200H46V201H45ZM47 200L50 201L51 203L48 202ZM93 200H92V201H93ZM101 200H102V198H101ZM114 200H115V199H114ZM116 200H117V199H116ZM132 200H134L133 203H132ZM261 200H262V201H261ZM2 201H3V203H2ZM37 201H39V202H41V203H39V202H37ZM109 201H110V199H109ZM121 201H122V202H121ZM5 202H6V201H5ZM29 202H30V203H29ZM46 202L48 203V205L46 204ZM61 202H62V203H61ZM66 202H67V203H66ZM1 203H2V205H1ZM86 203H87V204H86ZM16 204H19V205L21 206V204H20L19 202H18V203H15L14 205H13V204H10V205L12 206V208H11V206H8L9 209L13 212L12 214L10 213L11 215L9 214V212H11L9 209L6 210L5 213H4V211H2V213H4L3 215H1V213H0V215H1V216H0V219H1V220H0V221H1V222H0V225L2 224V220H3L4 223L2 224V226H3L5 229L7 228V230L10 229V227H11V225H12L11 222H12V223L14 222V223H17V224H18V222H17V221H19V220H18V217L21 216V214L23 213V212H22L21 214H19L18 217H17L16 215H14V214H16V213H20V212H19L20 210H18L19 208L16 207V206H17ZM39 204H42V206H43V204H44V206H43V207H44V211H43V207H40L41 209L39 208V210H38V215H37V209H36V210H34V209H35V207H36L37 205H38V206H41V205H39ZM49 204H50V205H49ZM52 204H53V203H52ZM132 204H133V205H132ZM143 204H144L145 206H143ZM19 205H18V207H19ZM24 205H22V206H24ZM62 205H63V207H61ZM66 205H68V206H66ZM83 205H84V206H83ZM14 206L17 208V211H18V212L15 210L16 212L14 213V211H13V210H14V209H13ZM38 206H37V207H38ZM64 206H65V207H64ZM6 207H7V206H6ZM8 207H7V208H8ZM25 207H23V208L20 207V208H22L21 211H23L24 209H26ZM85 207H86V208H85ZM89 207H88V208H89ZM91 207H92V206H91ZM122 207H121V208H122ZM129 207H131V210H127ZM139 207H140V205H139ZM1 208H2V209H1ZM31 208L34 210V212L36 213L37 216L32 215V214H33V210H31ZM53 208H54V209H53ZM56 208H57V210H56ZM59 208H61L62 210H59ZM64 208H65L66 210H64ZM252 208H251V209H252ZM12 209H13V210H12ZM48 209H49V214H48ZM81 209H82V210H81ZM89 209L92 210L91 208H89ZM89 209H88V211H89ZM93 209H94V208H93ZM129 209H130V208H129ZM251 209H249V210H251ZM27 210H25V211H27ZM51 210H53V211H51ZM55 210H56L57 212L59 211V213L57 214V212H56ZM86 210H85V211H86ZM94 210H96V213L93 211V214H96V216H97V215H98L97 212H99V211H98V209H96V208H95ZM117 210H118V209H117ZM119 210H121V209H119ZM247 210H248V209H246V212H247ZM249 210H248V211H249ZM39 211H40V212H39ZM45 211H46V212H45ZM62 211H63V212H62ZM64 211H65V212H64ZM88 211H86V213H85V214L83 213L82 215L85 216V217H87V216H91L92 213H91V212L88 213ZM244 211H245V209H244ZM7 212H8V214H7ZM51 212H53V213L51 214ZM242 212H243V211H242ZM246 212H245V215H244V213H242L243 217L246 216V219H248L249 221H252V223H253V216H252V215H254L255 212H252V210H251V212H252L253 214L250 213V212H248L249 215L246 214ZM26 213H25V214H26ZM35 213H34V214H35ZM44 213H46V214H44ZM5 214H7V215L5 216ZM63 214H64V215H63ZM86 214H89V215H86ZM8 215H9V216H8ZM13 215H14V216H13ZM29 215H28V216H29ZM55 215H56V216H55ZM74 215H75V216H74ZM255 215H256V214H255ZM23 216H24V215H22L21 217H23ZM32 216H34V217H32ZM54 216H55V217H54ZM79 216H81V215H79ZM83 216H82V218H85V217H83ZM94 216H95V215H94ZM96 216H95V218L98 219ZM247 216H248V217H247ZM251 216H252V219H250ZM2 217H3V219H2ZM13 217H15L16 219L13 218ZM21 217H19V218L21 219ZM26 217H27V214H26ZM50 217H51V218H50ZM56 217H57V219H56ZM67 217H69V218H67ZM254 217H255V216H254ZM24 218H25V217H24ZM27 218H28V217H27ZM74 218H73V219H74ZM92 218H93V217H92ZM14 219H15V220H14ZM96 219H95V221H97ZM21 220H22V219H21ZM23 220H25V219H23ZM26 220H29V219H26ZM53 220H54V221H53ZM55 220H56V221H55ZM65 220L68 221V224H69L70 227L68 226V224H67V222H66ZM92 220H94V218H93ZM216 220H217V221H216ZM49 221H50V222H49ZM59 221H60V222H59ZM73 221H75V222L77 223L78 220H73ZM83 221H84V220H83ZM83 221H82V222H83ZM95 221H93V223H94ZM98 221H99V219H98ZM214 221H215V223L213 222V226H214V224L216 225V223H217L218 221H219L218 223L220 224V219L218 220L217 217L215 218ZM5 222H6V223H5ZM9 222H10L11 225L9 224ZM29 222H28V223H29ZM75 222H74V223H75ZM82 222H81V223H82ZM14 223H13V225H14ZM21 223H22V222L19 221V226L21 225ZM33 223H34V224H33ZM76 223L73 224V227H75V225H77ZM78 223L80 224V222H78ZM85 223H86V221H85ZM249 223H250V222H249ZM5 224H6V226H5ZM17 224H16V225H17ZM66 224H67V225H66ZM79 224H78L79 227L83 226V225L80 226ZM97 224H98V223H97ZM16 225L14 226L15 228H13V226H12V229H10V230L13 231V233H16V231L14 232V230L17 229V228H16V227H17ZM51 225H52V226H51ZM88 225H90V224H88ZM91 225H92V224H91ZM93 225H94V224H93ZM217 225H218V224H217ZM217 225H216V227L214 226V227H212V228H217V230H218L220 227H219V226L217 227ZM246 225H247V224H246ZM246 225L243 227V228H244V231H245V229H246ZM248 225H249V224H248ZM2 226H0V227H2ZM94 226H95V227L97 226L96 223H95ZM100 226H101V227H100ZM111 226H112V225H111ZM249 226L251 227V229H253V228H252V226H253L252 224H250ZM249 226H247V228H248ZM3 227H2V231H3V232H2V233H3L2 235L4 236V233H5L6 230L3 229ZM55 227H56V228H55ZM65 227H66V229H65ZM95 227H93V228H95ZM97 227H98V226H97ZM102 227H103V225L99 224V227H98V228H102ZM250 227H249V228H250ZM8 228H9V229H8ZM19 228H20V227H19ZM62 228H63V229H62ZM85 228H86V227H85ZM98 228H95V229H96V232H97V230H98L99 233H100L102 230L100 231ZM105 228H106V227H105ZM105 228H104V229H105ZM212 228H211V229H212ZM13 229H14V230H13ZM51 229H52V230H51ZM60 229H61L62 231H61ZM72 229H73V228H72ZM76 229H77V228H76ZM87 229H88V226H87ZM90 229H91V228H90ZM102 229H103V228H102ZM115 229H116V230H115ZM211 229H210V231L213 230V229H212V230H211ZM4 230H5V231H4ZM32 230H33L34 232H31ZM55 230H56V231H55ZM59 230H60L61 232H60ZM64 230H65V231H64ZM78 230L80 231L79 228H78ZM78 230H77L76 232H79ZM114 230H115V231H114ZM217 230H216V232H217ZM12 231H11V232H12ZM17 231H19V229H18ZM89 231H90V230H89ZM89 231H87L88 234H89ZM106 231H107V230H106ZM214 231H215V230H214ZM214 231L211 232V235L214 233ZM246 231L250 233L251 231L254 232V229H253V230H250V231H248V229H246ZM6 232H7V231H6ZM58 232H59V233H58ZM62 232H63V233H62ZM64 232H65V233H64ZM70 232H71V233H70ZM72 232H73V233H72ZM96 232H95V233H96ZM114 232H115V233H114ZM218 232H220V229H219ZM7 233H8V232H7ZM13 233H12V234H13ZM18 233H19V232H18ZM18 233H17V234H18ZM53 233H54V234H53ZM56 233H58V234H56ZM60 233H61V234H60ZM66 233H67V234H66ZM79 233H80V232H79ZM209 233H210V232H209ZM249 233H247V234H249ZM9 234H11V233H9ZM33 234H34V236H33ZM64 234H65L66 236H65ZM86 234H87V233H86ZM106 234H107V235H106ZM216 234H217V233H216ZM218 234H219V233H218ZM218 234H217V235H218ZM251 234H252V233H250L249 238H252V237H253V236H251ZM19 235H22V234H19ZM28 235H27V236H28ZM53 235H54V236H53ZM62 235H63V238H64V239L61 237ZM73 235H74V234H73ZM73 235H72V236H73ZM81 235H82L83 237H82ZM199 235H201V233H200ZM219 235H220V234H219ZM243 235L245 236L246 234L243 233ZM252 235H253V234H252ZM3 236H2L1 241H3V238L6 236V237L4 238V241L7 239V240H8V243L12 242V241H9L8 238H10V237H7L6 233H5V236H4V237H3ZM9 236H10V235H9ZM14 236H15V234H14ZM22 236H23V235H22ZM25 236H26V235H25ZM50 236H51V237H50ZM57 236H58V237H57ZM106 236H107V237H106ZM207 236H208V234H207ZM207 236H206V238H207ZM213 236L216 237L215 235H213ZM15 237H19V236L17 235V236H15ZM15 237H14V238H15ZM20 237H21V236H20ZM59 237H60V238H59ZM76 237H77V236L74 235V238H76ZM102 237H103L104 239H103ZM105 237H106V238H105ZM200 237H201V238L203 237V233H202V236H200ZM214 237H213V238H214ZM21 238H22V237H21ZM41 238H42V239H41ZM83 238H84V240H83ZM208 238H209V241H211V240L213 239V238L210 236V234H209ZM208 238H207V240H208ZM211 238H212V239H211ZM219 238H220V236H219L218 238L216 237V243L213 242V243H211L212 245L209 243V241L207 242V244H209V245H207V247L210 249L211 247H209V246L211 245V246H213V248H211L210 250H208V248H207L206 250H207L208 253L210 254L209 251H212V249H214V250H213V253H214L213 256H216V257H217V254L220 253V252H225L226 254H228V253H229V247H230V246L233 247V245L231 244V245H226V247L222 246V247H223V249H222L221 246L218 245V244H220L219 241H218ZM12 239H13V237H12V235H11V240H12ZM65 239H66V240H65ZM77 239H79V237H78ZM77 239H76V241L78 242ZM105 239H106V240H105ZM210 239H211V240H210ZM14 240H15V239H14ZM20 240H22V239H20ZM35 240H36V241H35ZM72 240H73V238H72ZM87 240H88V241H87ZM90 240H91L92 242H94L93 244H95V246L97 245L95 248H93L94 245H91L92 242H91ZM94 240H95V241H94ZM97 240H98V241H97ZM204 240H206V239L204 238ZM207 240H206V241H207ZM213 240L215 241V238H214ZM1 241H0V245L2 246V244H3V246H2V250L5 251V253H7L6 251H8V250L10 249V252H11V248H7V249H6L5 246L8 247V245H5L6 242H1ZM34 241H35V242H34ZM54 241H55V242H54ZM252 241H254V240H252ZM22 242H23V243H22ZM26 242H27V243H26ZM33 242H34V243H33ZM65 242H66V243H65ZM85 242L88 243V244H85ZM89 242H90L91 244H90ZM211 242H212V241H211ZM237 242H238V241H237ZM237 242H236L235 244H236V246H239V243H237ZM8 243H7V244H8ZM100 243H101V244H100ZM214 243L217 244V246H215ZM49 244H51V245H49ZM76 244H77V246H76ZM82 244L85 245V246L83 247ZM237 244H238V245H237ZM65 245H66V246H65ZM68 245H69V246H68ZM79 245H80V246H79ZM220 245H221V244H220ZM10 246H9V247H10ZM60 246H61V247H60ZM64 246H65V247H64ZM89 246H90V247H89ZM3 247H5L6 250L3 249ZM86 247L89 248V249H87ZM214 247H215V248H214ZM60 248H62V249L64 248L63 251H65V252H64L65 254H61V255H59V254H60V250H61ZM67 248H68V249H67ZM0 249H1V248H0ZM55 249H56V250H55ZM115 249H116V251H115ZM217 249H218V250H217ZM219 249H220V251H219ZM58 250H59V251H58ZM67 250H68V251H67ZM221 250H222V251H221ZM223 250H224V251H223ZM254 250H256V249H254ZM57 251H58L59 254H57ZM207 251H206V252H207ZM1 252H2V251H1ZM117 252H118V253H117ZM204 252H205V251H204ZM37 253H38V254H37ZM42 253L45 254V255H43ZM61 253H62V252H61ZM69 253H70V254H69ZM75 253H76V254H75ZM78 253H79V254H78ZM89 253H90V254H89ZM93 253H94V254H93ZM116 253H117V254H116ZM208 253H207V254H208ZM213 253L211 252V254H213ZM55 254L58 255V256H56ZM72 254L75 255V258H74V255H72ZM77 254L79 255L78 257H77ZM195 254H196L197 258H199V255H200V254H198V255H197V253H195ZM195 254H194V257H196ZM201 254H202V252H201ZM203 254H205V253H203ZM203 254H202V255H203ZM27 255H28V256H27ZM32 255H33V257H34V255H35V257H34L33 260H32V257H30V256H32ZM52 255H53V256H52ZM64 255L66 256V259H65V256H64ZM70 255H72L73 258H72ZM36 256H37V257H36ZM62 256H63L64 259L62 258ZM69 256H70L72 259H71ZM192 256H193V255H192ZM0 257H1V256H0ZM29 257H30V258H29ZM43 257H44V258H43ZM76 257H77V258H76ZM93 257H94V258H93ZM194 257H193V258H194ZM200 257H201V256H200ZM228 257H229V256H228ZM1 258H2V257H1ZM42 258H43V259H42ZM59 258H60V259H59ZM91 258H92V259H91ZM120 258L123 260V262H122V260H121ZM26 259H27V260H26ZM28 259H29V260H28ZM35 259H37V260L35 261ZM93 259H94V260H93ZM124 259H125V258H124ZM191 259H192V257L188 259V263L190 262ZM222 259H223V260H221L220 264H223V263H224V259H225V258H222ZM1 260H2V259H0V261H1ZM100 260H101V261H100ZM193 260H195V261L198 262V264H199V261H197V260H199V259L196 260V258H195V259H193ZM193 260H192V263H195ZM63 261H64V262H63ZM92 261H93V262H92ZM225 261H226V259H225ZM25 262H27V263H25ZM42 262H43V263H42ZM80 262H77V261H76L77 264H82V263H80ZM101 262H103V263H101ZM74 263H75V262H74ZM91 263H90V264H91ZM190 264H191V262H190Z\"/></svg>",
    "mask_w": 264,
    "mask_h": 264
}]
</instances>
